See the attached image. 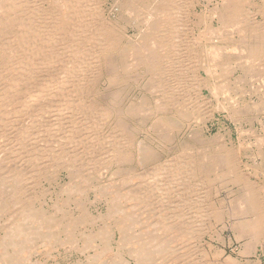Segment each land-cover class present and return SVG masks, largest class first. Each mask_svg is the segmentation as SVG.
Returning a JSON list of instances; mask_svg holds the SVG:
<instances>
[{
	"label": "rangeland",
	"instance_id": "1",
	"mask_svg": "<svg viewBox=\"0 0 264 264\" xmlns=\"http://www.w3.org/2000/svg\"><path fill=\"white\" fill-rule=\"evenodd\" d=\"M258 0H256V3H257ZM101 2V3H100ZM218 2L219 0H200L199 4H198V9L199 11L203 10L206 5L208 6V10H211L212 8L218 6ZM104 3V4H103ZM110 3V4H109ZM2 3H0L1 5ZM98 6H97V9L98 10H102L101 11H98V12H101V15H99V19H102L101 17H103L104 15V19H102V21H106L107 24L109 25H116V27L119 29L120 32H125L124 34L126 35L127 38H129L130 41H133L136 42L138 40V34H137V28L134 27L133 23H129L127 22L125 19H119L120 20V23L119 21L117 20V18L114 16L115 14V10L117 8H115V6H111L112 5V0H102V1H99L98 3ZM102 4V6H101ZM106 4V5H105ZM217 4V5H216ZM255 4V3H254ZM204 8H203V6ZM101 6V7H99ZM105 6V7H103ZM111 6V7H110ZM200 6V7H199ZM103 7V8H102ZM210 7V8H209ZM0 8H2L0 6ZM111 10H110V9ZM115 8V9H114ZM18 9V8H16ZM106 10H108L106 12ZM110 10V11H109ZM252 10V9H251ZM250 10V11H251ZM1 11V9H0ZM105 13H104V12ZM16 12H18V10H16ZM252 13L254 12H249V15H251ZM12 14V15H11ZM9 15V17L11 19H13V17L17 16L18 14L16 13H11ZM100 14V13H98ZM103 14V15H102ZM112 14V15H110ZM208 15L211 14V12H207ZM108 15V16H107ZM1 16L4 17V14L2 15V13L0 12V22H3L1 19ZM13 16V17H12ZM101 16V17H100ZM14 17V18H15ZM19 18V15L16 17V19L18 20ZM109 18V19H108ZM258 18V16H257ZM111 19V21H110ZM114 20V21H113ZM116 22V23H115ZM124 22V23H123ZM125 22L127 24H125ZM16 23V22H15ZM112 23V24H111ZM2 24V23H1ZM0 24V29H2V25ZM130 24V25H129ZM17 25H18V22L14 25V26H10L9 29L11 31H9V29H7V34L5 36V39L4 36L3 38L1 37L0 35V39H2L0 41V57H1V54L2 51H5L6 55L3 54V57L6 56L5 58H3L2 61L0 59V101H1V106H0V117L2 116V113L4 111V108H5V105H7V102L5 101V98L4 95L6 96L7 93L10 91V94L8 93L7 97H19L21 94L24 96L22 97H19L21 98V101L24 103V101H27V97H25L27 95L28 92L26 91H29V90H23L22 88H19L20 86L22 87V85H24L25 83H23L22 81H26L27 85H26V89H31L29 92H31L32 90L35 92V91H38L35 89L36 85L38 83H40V79H42V73H40L39 71V68L40 69H43V68H49V70H51V77L49 79H51V81L49 82H59V81H62V77L65 72H62V71H65V69H63L62 67H66V56L65 57H58L57 59H55L54 61L52 60L50 63L47 64V60L44 58V56H42L44 50H46L48 46V44H45L42 42H32L33 39H32V36L29 34V38L27 36L26 39H30V44L34 43V44H40L41 45H36V49H38V52L39 53V60H37L38 58L34 55V50H32L30 53L26 54L25 51L23 50L24 49V41L23 40H20L21 43L19 42V35L17 34L19 32V29L17 28ZM120 25V26H119ZM123 26V27H121ZM14 27H15V30H14ZM14 30V31H13ZM1 32V30H0ZM13 34H11V33ZM227 33V32H226ZM15 34V35H14ZM14 35V36H12ZM18 36V37H17ZM9 37L10 39L12 40V38L14 39V41L12 40H9ZM12 37V38H11ZM6 41H5V40ZM18 40V41H17ZM197 40V39H196ZM5 41V42H4ZM11 41V42H10ZM17 42V43H16ZM32 42V43H31ZM200 44L198 43H195V45H197L196 47V50H198L200 47L203 48V43L202 41H199ZM5 43V46H3ZM14 43V44H12ZM72 43H75V45L72 47ZM137 43V42H136ZM135 43V44H136ZM17 44V45H16ZM21 44H22V48H21ZM45 44V45H44ZM79 44V45H77ZM91 44H93V42L91 41ZM91 44H89L88 46L89 47H93ZM8 47H7V46ZM13 45V46H12ZM15 45V47H14ZM70 45L72 48L75 49V47H77L78 49H80L79 51L81 53H84L85 54V50L86 48L88 47L86 44H81V43H77V42H70ZM83 45V46H82ZM94 45V44H93ZM201 45V46H200ZM34 46V45H33ZM43 46V47H42ZM82 46V47H81ZM86 46V47H84ZM4 47V48H3ZM17 47V48H16ZM38 47V48H37ZM81 47V48H79ZM95 47V46H94ZM6 48V49H5ZM8 48V49H7ZM10 48V49H9ZM22 50H20V49ZM35 48V47H34ZM42 48V49H41ZM54 48V54H56V52L58 51L57 47H53ZM76 48V49H77ZM85 50H84V49ZM133 48V47H132ZM231 47H227L226 51L223 53L224 57H227L228 58L230 56V58L228 59H231L236 55H234V53L232 54L231 52ZM4 49V50H3ZM57 49V50H56ZM134 50H138L136 48V46L133 48ZM42 50V51H40ZM15 51V53H14ZM12 52V53H10ZM23 52V53H22ZM130 52V51H129ZM141 52V53H140ZM231 52V53H230ZM7 53H10V54H7ZM146 52H142L141 50H139L138 53H134V55H129L128 54V57H124L121 56H118V55H114V46H113V50L111 48V51L109 52L108 57H106L105 55H98V57H100V59H102V61H99V64H102V66L100 65V68L95 71L96 74L94 73V76L91 78V79H88V81L90 82H87L86 85V89L84 90H81L80 93L79 90L76 92L78 94H80V97L78 95V98L76 99V95L77 94H74L75 97H74V102H60L63 100V96H61L62 92L60 90H58V95L61 97L59 98L57 94V92L55 91L53 93V96L50 95L47 99H44L45 97L43 96V93L42 92H38V94L35 95V93L32 91V94H33V97H34V100L32 102V105L33 107L31 108L30 106H28L27 108H25L24 106V110H23V107L20 109L18 108V111L19 110H23L25 113H26V110H30L28 111L27 114H25L23 111L21 112H18V117L17 119H15L16 123H13L15 126V129L12 128V124L11 123H8L7 121H1L0 120V125H3V127L1 126L0 129H2V132L0 130V202L3 203L1 205L0 203V236H2L5 231L8 230V228L10 227L11 223L16 219L17 215H15V212L16 214L20 211L21 207L19 206V202H17V200L14 199L13 195H12V191L14 189H17V188H21V183L23 184V187L25 188L24 190V195H26L24 198L26 200H31V202H33L32 204L34 206H37V207H40L42 209H44L45 211L47 210H52L55 212H57V215L61 214V211L63 209H65L66 212H69V214L71 215H75L76 214V208H75V202L77 201H80L84 204V209L86 211H88L90 213V215L92 216H103V217H108L107 215V209L109 204H113L115 201H113L112 199V196H125L123 198H120L119 199V203L121 205V207H124L126 210H128L129 212L132 213L133 215V219L136 218L138 219V221L135 223L136 225H132V230L134 229L135 231L130 232L133 234V235H137V234H140V232H142L141 234L144 236L148 235V234H151L153 233V231H158L156 230L160 224L162 222H165V216L166 218L168 219H172V214H170V212H173L174 209H171L170 212H166V211H163V208L162 206L159 204V201L158 200L160 198V194L155 190V191H150V189L146 186L150 185L148 183H146V180H147V176L148 175H151L153 173V171L157 168V165L156 164H159L160 162L165 164L166 166H173L176 170L177 173L181 174L182 177H184V180L183 181V178H182V182L183 184L185 183L187 187V192H186V195L185 196L184 194H180V190L178 191L177 189H171L169 192L170 195H171V198L169 199L172 203H171V206L174 207L175 203L174 201L177 200V197L178 195L179 196V200H182L183 197L188 199L187 201L183 200L184 202L182 203L183 205V208L187 211L186 213H183V211L185 212V210H180L181 209V206L179 207L178 203L175 205L176 208H177V211H179L178 213L182 212L181 215H187L186 217L185 216H181L179 219V221L181 223H183V221L185 222L184 224L188 225L192 219L190 217H193L194 221H193V224L192 225H189L190 229L192 231H195L197 230L196 232H198V234H201L200 235V239L202 242H204L205 240V244L206 243H209L210 245V249L212 250V252L210 251L209 253V256L211 258V261H213V263L215 264H220V263H224V260H229V264H232L230 262H234L233 264H264V244L262 245V242L263 240H261L262 242H260V244L255 241L251 246L248 247V245H246L249 240V238L251 236H249V233H238V231L236 230V226H235V218L237 217H231L229 216V211L231 210V207H230V203L231 200H235L238 198L240 200H242L241 197H243V192L244 190L241 191V189H243V187L236 183H232V182H229V181H225L222 183L221 179H219L220 177L223 178L224 175H219L220 172L221 174H223L224 172H228L226 171L227 168H226V165L223 163V160L221 159L222 156L226 153V151H229L231 149H233L232 152H234V155H237L238 153L241 155H237V156H234V158H237V160H240V161H236V164H237V167L239 168L238 170H240L244 175L245 178H248L249 181H255L257 183H262L264 182V171H262L264 169L263 165H264V114L262 113L263 112V109H264V58L263 55L258 58V60L256 61V70H254V72L257 71V73H255L249 81H244L245 84L243 85H240L239 86V89L240 90H243V93H241L243 96H244V101H246L247 103H250V104H253V103H258L259 106H258V109H254V110H251L249 112V110L247 108H238V110L236 109L235 112H228V111H225L226 109H223L221 108V105H223L224 103H226V101H224V96L223 95H215L214 97V94H211L208 90L207 87H202V88H198L196 86V88H194L195 84L194 82H190V86L188 82H186V86H185V89L188 88V90H186L185 92L183 93H173V96L172 94H168V96L171 98V106H172V109L170 110H166L163 106H164V103L160 102L159 100V97L161 96L160 92V88L157 87V75L159 74L158 71H156L157 69H154V68H147L145 67L144 68V65L147 63V59H143V57H141L142 55ZM228 53L230 55H228ZM23 54V55H22ZM27 55L28 59L26 56ZM31 54V55H30ZM41 54V56H40ZM52 54V56H55L57 57L58 55H54ZM226 54V55H225ZM16 55H20L19 57L18 56H15ZM22 55V56H21ZM8 56V57H7ZM131 56H134V57H131ZM137 56V57H135ZM12 57H15L14 59ZM23 57V58H21ZM12 58V59H11ZM20 58V59H19ZM37 58V59H35ZM107 58L108 61H107ZM11 59V60H10ZM27 61H26V60ZM33 59V60H32ZM35 59V60H34ZM64 61H63V60ZM18 60V61H17ZM23 60V61H22ZM32 60L33 62H36L35 64L30 61ZM40 63V64H37V61ZM41 60V61H40ZM44 60V66L42 65V61ZM61 60V61H60ZM130 60V61H129ZM133 60V61H132ZM13 61V62H11ZM56 61V62H55ZM107 61V62H106ZM119 61V62H118ZM128 61V63H127ZM132 61V62H131ZM143 61L145 62V64H142ZM156 61V60H155ZM12 63V69L10 70V67L9 63ZM60 62V63H59ZM63 62V63H62ZM105 62V63H104ZM110 62L111 67L108 63ZM120 64H118V63ZM123 64H122V63ZM135 62V63H134ZM8 63V64H6ZM23 63V64H21ZM34 65H33V64ZM52 63L54 65H52ZM56 63V64H55ZM106 63L108 65H106ZM117 63V64H116ZM157 63V62H156ZM199 62H197L198 64ZM259 63V64H258ZM6 64V67H4ZM27 64L28 67H26L25 65ZM46 64V66H45ZM78 64V63H76ZM75 64V66H77ZM125 64V67H124V71H123V67L121 68V66L123 65L124 66ZM132 64V65H131ZM204 64L201 62V65ZM258 64V65H257ZM4 65V66H2ZM19 65V66H18ZM40 65V66H39ZM59 66V67H56V66ZM105 65V66H104ZM118 65V66H116ZM129 67H127V66ZM200 65V63L198 64V66ZM200 65V66H201ZM8 66V68H7ZM16 66V67H14ZM21 66V67H20ZM50 66V67H49ZM55 66V67H54ZM79 66V65H78ZM77 66V67H78ZM109 66V67H108ZM139 66V67H138ZM4 67V68H3ZM18 67V68H17ZM26 69H25V68ZM33 67V68H31ZM53 67V69H51ZM118 68V71H117V68ZM120 67V68H119ZM132 67V68H131ZM136 67V68H134ZM259 67V68H258ZM28 68V69H27ZM102 68V69H101ZM112 68V69H111ZM114 68L116 70H114ZM128 68V69H127ZM138 68V69H137ZM203 66L199 67L198 70H196V73L199 75H197V77L200 79L202 78L201 75L204 73V68ZM7 69V70H6ZM21 69V70H20ZM37 69V70H36ZM58 69V70H57ZM129 69H132L131 71ZM135 69V70H134ZM142 69V70H140ZM154 69V70H153ZM8 70H9V73H8ZM24 70V71H23ZM31 70V71H30ZM32 70L34 73H32ZM55 70V71H54ZM94 71L92 69H88L87 72H85V74H83V76H85L86 74H88L89 72L88 71ZM113 70V71H112ZM128 70V71H126ZM140 70V72H139ZM238 75L241 73L242 74V70L241 69H234ZM238 70V71H237ZM5 71V72H4ZM15 71V72H12ZM20 71H22L20 73ZM25 71H27V73L30 71L31 72V76L28 80H25V76H23V74L25 75ZM104 73H101L103 72ZM111 71V72H110ZM121 71V73L119 72ZM123 71V72H122ZM241 71V72H239ZM260 71V72H259ZM11 72V73H10ZM59 72V73H57ZM62 72V73H61ZM113 74V75H111ZM113 72V73H112ZM114 72L118 73L117 75H119V77H115V79H113L114 77ZM125 72V73H124ZM136 72V73H135ZM144 72V73H143ZM232 72V71H231ZM19 75H17V74ZM37 73V74H36ZM76 75L80 74L77 72H74ZM106 73H108L109 75L111 76H108V74L106 75ZM123 73V75H122ZM142 73V74H141ZM147 73V74H146ZM158 73V74H157ZM194 72V74H196ZM201 73V74H200ZM236 73L232 74V73H229V72H226V77H228V80L233 79V76L236 75L238 76ZM2 74L4 76H2ZM6 74V75H5ZM21 74L23 77H21ZM36 74V75H35ZM41 74V75H40ZM54 74H56L55 76V79L53 78ZM98 74L99 77H98ZM121 74V75H120ZM127 74V75H126ZM146 74V75H145ZM149 74V75H148ZM157 74V75H155ZM240 74V75H241ZM262 74V75H261ZM33 75V76H32ZM59 75H62L60 76L59 78L60 79H56L58 78ZM65 75V74H64ZM105 75V76H104ZM137 75V76H136ZM139 75V76H138ZM141 75V76H140ZM145 75V76H144ZM155 75V76H154ZM229 75V76H228ZM231 75V77H230ZM259 75V77H257ZM7 76V77H6ZM9 76V77H8ZM39 76L40 79L37 77ZM101 76V77H100ZM125 76V77H124ZM133 76V77H132ZM154 76V78H153ZM4 80H3V78ZM18 77V78H16ZM33 77V78H32ZM127 77V78H126ZM146 77V78H145ZM257 77V78H256ZM16 78V79H15ZM21 78V79H20ZM24 78V79H22ZM35 78V79H34ZM118 78V79H117ZM254 78V79H252ZM11 79V80H10ZM13 79V80H12ZM39 79L38 83L37 80ZM48 79V80H49ZM78 79V78H76ZM98 79V80H97ZM130 79V80H129ZM134 79V80H133ZM198 79V80H199ZM262 79V80H261ZM21 80V81H20ZM34 80V81H33ZM93 80V81H92ZM117 80V82H116ZM119 80V81H118ZM132 80V81H131ZM144 80V81H143ZM146 80V81H145ZM153 80V81H152ZM217 80V79H216ZM8 81V82H7ZM20 81V82H19ZM30 81L31 84L34 83L33 85L30 84ZM87 81V80H86ZM110 81V82H109ZM112 81V82H111ZM140 81V82H139ZM148 81V82H147ZM4 85H3V83ZM16 82V83H15ZM18 82V83H17ZM22 82V84H21ZM55 82V83H56ZM134 82V83H133ZM250 82L251 85H250ZM254 82V83H253ZM7 83H8V86H7ZM96 83V84H95ZM133 83V84H132ZM136 83V84H135ZM141 85H139V84ZM145 85H144V84ZM150 83V84H149ZM154 83V85H153ZM192 83V84H191ZM248 83V84H247ZM18 84V85H16ZM30 84V85H29ZM115 84V85H114ZM122 84V85H121ZM146 84H149L146 85ZM152 84V86H151ZM254 84L256 86H254ZM263 84V85H261ZM3 85V86H2ZM89 85V86H88ZM93 85V86H92ZM114 85V86H113ZM127 85V86H126ZM131 85V86H130ZM189 85V86H187ZM248 85V86H246ZM7 86V87H6ZM12 86V87H11ZM31 86V87H30ZM94 86H96L97 88H95ZM113 88H112V87ZM258 86V89L257 90V87ZM10 87V88H9ZM30 87V88H29ZM34 87V88H33ZM64 89H66V85L64 86ZM121 87H123L121 89ZM148 87V88H147ZM252 87V88H251ZM2 88V89H1ZM12 88V89H11ZM33 88V89H32ZM94 91H93V89ZM118 88V89H117ZM144 88V89H143ZM245 88V89H244ZM97 89V90H95ZM121 89V90H120ZM124 89V90H123ZM159 89V90H158ZM193 89V90H192ZM196 89V90H195ZM250 89V90H249ZM13 92H12V91ZM15 90H20L19 92L15 91ZM86 90V91H85ZM89 90V92H88ZM123 90V91H122ZM128 90V91H127ZM141 90V91H140ZM145 90V91H144ZM190 90V91H189ZM200 90V92H198ZM144 91V92H143ZM150 92V93H147V92ZM193 91V92H192ZM197 91V92H196ZM202 91V93H201ZM208 91V93H207ZM251 91V93H250ZM256 91V92H255ZM258 91V93H257ZM2 92V93H1ZM6 92V93H5ZM22 92V93H20ZM101 92V93H100ZM107 92V93H106ZM122 92V93H121ZM143 92V93H142ZM192 92V93H191ZM196 92V93H195ZM249 92V93H248ZM255 95H253L254 93ZM20 95H19V94ZM25 93V94H24ZM85 95H84V94ZM94 93V94H93ZM103 93V94H102ZM117 95H116V94ZM141 93V95H140ZM145 93V94H144ZM160 93V94H159ZM195 93V94H193ZM207 93V94H206ZM3 94V95H2ZM55 94V95H54ZM67 94L68 96V93H65V95ZM83 94V96L81 95ZM87 94V95H86ZM107 94V95H105ZM119 94V95H118ZM143 94V95H142ZM147 94V95H146ZM198 94V95H197ZM209 94V95H208ZM241 94L239 95H235V96H241ZM245 94V95H244ZM251 94V95H250ZM63 95V94H62ZM92 95V96H91ZM109 95V96H108ZM112 95V97H110ZM116 95V96H115ZM128 95V96H127ZM160 95V96H159ZM194 95H197L194 96ZM202 95V96H201ZM248 95V96H247ZM260 95V96H259ZM41 98H40V97ZM52 96V97H51ZM88 96V97H87ZM115 96V97H114ZM119 96L121 98H119ZM140 96L142 98H140ZM182 96V97H181ZM188 96V97H187ZM200 96V97H199ZM206 96V97H205ZM212 96V97H211ZM218 96V97H217ZM2 97L4 98L2 100ZM37 97V98H35ZM82 97H83V100H82ZM86 97V98H85ZM93 97V98H92ZM100 99H99V98ZM107 97V99H106ZM111 98V99H108V98ZM144 97V98H143ZM199 97V98H198ZM204 97V98H203ZM217 97V98H216ZM242 97V96H241ZM249 97V98H248ZM98 100H96V99ZM114 98V99H113ZM138 98V99H137ZM140 98V100H139ZM151 98V99H150ZM185 98V99H183ZM191 98H196V99H200V104H195L194 102L188 103V99L190 100ZM205 98H209V99H205ZM211 98V99H210ZM260 98V99H258ZM263 98V99H262ZM24 99V101H23ZM36 99V100H35ZM38 99V100H37ZM41 99V101H40ZM59 99H61L59 101ZM93 99V100H92ZM119 99V101H118ZM121 99H123L121 101ZM138 101H137V100ZM142 99V100H141ZM146 100V102L144 100ZM185 101H183V100ZM187 99V100H186ZM201 99L203 101H201ZM240 99V98H238ZM55 100H57L55 102ZM80 103H78L77 102ZM81 100V101H80ZM88 100V102H87ZM90 100V101H89ZM102 100V101H101ZM135 100V101H134ZM180 100V101H179ZM182 100V102H181ZM241 100V99H240ZM253 100V101H252ZM259 102H258V101ZM263 103H262V101ZM6 102V104L4 102ZM84 101V102H82ZM97 103H96V102ZM107 101V102H106ZM114 103H113V102ZM134 101V102H133ZM39 102V103H38ZM43 102V103H42ZM56 105H55V103ZM77 102V103H75ZM81 102L83 103V106L81 105ZM90 102V103H89ZM109 102H111L112 104H110ZM116 102V103H115ZM126 102V103H125ZM133 102V104H132ZM149 102V103H148ZM165 102V101H164ZM173 102V103H172ZM185 102L186 105H189L186 106L185 104H183ZM206 102V103H205ZM219 104H218V103ZM252 102V103H251ZM21 103V104H23ZM54 103V104H53ZM61 103V104H60ZM85 103V104H84ZM95 103V104H94ZM110 104L111 109L109 107ZM121 103V104H120ZM130 105H129V104ZM137 105H136V104ZM169 103V102H168ZM216 103L217 105H219V108L217 109H211V112L209 111V113L211 114L210 117H208L207 119V124H205V122L202 124V122L199 120L204 111L206 112L205 109H208L209 107H213L214 105L216 106ZM3 104V105H2ZM5 104V105H4ZM41 104L40 106L38 107H35L37 105ZM45 104L46 105H54L57 107L58 106H63L66 108V110L60 114L66 116V115H69L70 113H74L73 115V123L72 125H68L70 124L68 122V120L65 118L63 119V117L60 115L58 116H52L53 114V110L51 109H47V107H45ZM67 104L69 105H72L71 107L74 109L72 111V108L71 107H67ZM76 104V105H75ZM93 106H91V105ZM106 105V108L104 107ZM117 104V105H116ZM157 104V105H156ZM212 104V105H211ZM19 104H15L14 106L17 107ZM35 105V106H34ZM79 105V106H78ZM89 105V107H88ZM102 105V106H101ZM116 105V106H115ZM126 105V106H125ZM134 105V106H133ZM136 105V106H135ZM143 105V106H142ZM149 105V106H148ZM177 105V106H175ZM195 105V106H193ZM12 106V105H11ZM76 106V108H75ZM101 108L99 110V108ZM124 106L127 107L125 109H129V110H124ZM146 106V107H145ZM153 106V107H152ZM185 106V107H184ZM262 106V107H261ZM41 107V108H39ZM45 107L44 109H46L44 111L41 112L42 108ZM50 107V106H49ZM81 107V108H80ZM88 107V108H87ZM95 107V108H94ZM123 107V109H122ZM140 107H142L140 109ZM144 107V108H143ZM153 109H152V108ZM179 107V108H178ZM194 107V108H193ZM260 107V108H259ZM11 113H15L14 111V108L11 107ZM37 108V109H36ZM85 108V109H84ZM105 110H104V109ZM157 108V109H156ZM162 108V109H161ZM185 108V109H184ZM210 108L208 110H210ZM68 109H71V110H68ZM87 109V110H86ZM94 109V110H92ZM112 111H111V110ZM122 109V111H121ZM133 109V110H132ZM140 109V110H139ZM144 109V110H143ZM151 109V110H150ZM180 109V111H178ZM199 109V110H198ZM240 109V110H239ZM261 109V110H259ZM2 110V111H1ZM68 110V112H66ZM75 110H77L76 112H74ZM80 110V112H79ZM86 110V111H85ZM91 110V111H90ZM111 113H110V111ZM116 110H119L118 112ZM137 110V111H136ZM154 110V111H153ZM173 110V111H172ZM175 110V111H174ZM183 110V111H182ZM216 110V111H215ZM222 110V111H221ZM244 110V111H243ZM246 110V111H245ZM257 110V111H256ZM260 113H259V111ZM33 111V112H32ZM49 113H48V112ZM85 111V112H84ZM88 111H90L88 113ZM103 111L105 112V114L103 113ZM134 111V112H133ZM170 114H169V112ZM214 111V112H212ZM221 111V112H220ZM240 111V112H238ZM44 112V113H43ZM51 112V113H50ZM81 112L83 114H81ZM94 112V113H93ZM97 112V113H96ZM100 112V113H99ZM122 112V113H121ZM126 114H125V113ZM133 112V113H132ZM163 112V113H162ZM203 112V113H202ZM256 112V113H254ZM42 113V114H41ZM66 113V114H65ZM69 113V114H68ZM92 113V115L90 114ZM112 115L110 116L109 115ZM131 115H130V114ZM146 113V114H144ZM154 113V114H153ZM160 113V114H159ZM165 113V114H164ZM172 113H177V114H173L171 115ZM186 113H188L189 115L187 116ZM195 113V115H194ZM248 113V114H247ZM24 114H25V117H24ZM36 114V116H34ZM41 114V116H40ZM94 114V115H93ZM96 114V115H95ZM102 114V115H101ZM125 114V115H124ZM153 114V115H152ZM156 114V115H155ZM159 114V115H158ZM166 114H169V115H166ZM198 114V115H196ZM200 114V115H199ZM213 114V115H212ZM230 114V115H228ZM242 114V115H241ZM245 116H244V115ZM27 115H30L31 117H28ZM77 115V116H75ZM83 115V116H82ZM86 115V116H85ZM91 115V116H90ZM115 115H120V120L119 117L115 116ZM178 115V116H177ZM194 115V116H193ZM228 115V116H227ZM236 115V117H235ZM241 115V116H240ZM247 115V116H246ZM250 115V116H249ZM21 116V117H20ZM34 116V117H33ZM39 116H40V119H39ZM87 118H85V117ZM88 116L90 118H93V119H89ZM97 116V117H95ZM125 116V118L123 117ZM127 116V117H126ZM153 116H162L161 118H163L166 122H170V121H173V122H170L171 123V126L173 127L172 129L169 128L168 126L164 125V123H162L161 121L155 123L153 121ZM167 116V117H166ZM171 116V118L175 119L172 120L171 118H169ZM192 118H191V117ZM24 117V118H23ZM56 117V118H55ZM78 117L79 120H76ZM112 117V118H111ZM114 117V119H113ZM116 117V118H115ZM131 117V118H130ZM132 117L133 119L135 120V123H133L132 121ZM138 117V118H136ZM152 117V118H151ZM165 117L167 119H165ZM175 117V118H174ZM178 117V118H177ZM181 117V118H180ZM186 117V119H185ZM231 117V118H230ZM233 117V118H232ZM247 117V118H246ZM31 118V120H30ZM47 118V119H46ZM63 120H62V119ZM75 118V119H74ZM83 121H80L81 119ZM85 118V119H84ZM98 120H97V119ZM149 118V119H148ZM246 120H245V119ZM24 119V120H22ZM28 119V120H27ZM57 120V122L55 120ZM61 121H60V120ZM99 119H102L99 121ZM125 121H124V120ZM128 119V120H127ZM137 119V120H136ZM151 119V120H150ZM178 119V120H176ZM179 119H181L179 121ZM242 119V120H241ZM40 122H43L41 124H43L41 127H40ZM47 120V121H46ZM49 120V121H48ZM85 120H88V122H84ZM148 120V121H147ZM245 122H244V121ZM20 121H22V126H24V129L21 128L19 125ZM27 123H26V122ZM30 121V123H29ZM31 121H33L31 123ZM35 121V122H34ZM37 121V122H36ZM48 123H46V122ZM51 121V122H50ZM56 123L55 125L53 124V122ZM79 121V122H78ZM96 121V122H95ZM98 121V122H97ZM119 123H118V122ZM123 121V122H122ZM132 121V122H131ZM138 123H137V122ZM153 121V122H152ZM177 121V122H176ZM182 121V122H181ZM237 121V122H235ZM7 122V123H6ZM25 122V123H24ZM62 122V123H61ZM74 122L76 124H74ZM78 122V123H77ZM94 123V126L92 125ZM103 122V123H102ZM177 124H176V123ZM199 122V124H198ZM240 122V123H239ZM247 122V123H246ZM5 123V124H4ZM46 123V126H44ZM64 123V124H63ZM67 124V127L68 126H71L73 129L72 130H68V128L65 126ZM86 123L88 124V127L91 128V127H94V128H91V129H99L97 130L98 133H100L102 135V139H100L98 141V143H94V139L92 137H90V134H89V131L87 129H84L83 128V125ZM99 124V125H96V124ZM108 123V124H107ZM122 123V124H121ZM133 123V124H132ZM142 125H141V124ZM201 123V124H200ZM239 123V124H237ZM8 124V125H7ZM56 127H53V125ZM61 124V126H59ZM78 124V125H77ZM83 124V125H82ZM90 124V125H89ZM119 124V125H118ZM139 124V125H138ZM145 124V125H144ZM174 124V125H173ZM179 124V125H178ZM181 124V126H180ZM255 124V125H254ZM12 127H11V126ZM34 125V127H32ZM82 125V126H81ZM96 125V127H95ZM102 125V126H101ZM122 125V126H121ZM134 125V126H133ZM154 125V126H153ZM157 125V127H156ZM176 125V126H175ZM178 125V126H177ZM222 125V126H221ZM241 125V126H240ZM251 125V126H250ZM6 126V127H4ZM10 126V127H9ZM19 126V128H18ZM37 126V127H35ZM59 126V127H57ZM65 126V127H63ZM101 126V128L99 127ZM114 126V127H113ZM129 126H131L130 128H128ZM152 126V127H151ZM175 126V127H174ZM202 126V128H201ZM208 129H207V127ZM218 126V127H217ZM10 130V132L6 131V129ZM30 127V128H29ZM39 127V128H38ZM63 127V128H62ZM109 127V128H108ZM138 129H137V128ZM198 128L196 130V128ZM239 127V128H238ZM241 127V128H240ZM252 127L255 128L253 129V131L250 129ZM28 128V129H27ZM37 130H36V129ZM61 128V130H60ZM76 128V129H74ZM104 128V129H103ZM122 128V129H121ZM140 128V129H139ZM144 128V129H143ZM195 128V129H194ZM22 129V130H20ZM39 129L42 130L39 132ZM46 130V133L45 130ZM52 129V130H51ZM67 129V130H66ZM101 129V130H100ZM129 129V130H128ZM131 129V130H130ZM176 129V131H175ZM200 129V130H199ZM207 129V130H206ZM12 130H20L22 133L23 132H30V134L28 135V133H23L21 135H19L21 138H23V140L17 142V141H12V138H13V134H11V131ZM26 130V131H25ZM52 132H50V131ZM57 130V131H56ZM75 130V131H74ZM134 130V131H133ZM196 130V131H195ZM242 130V131H241ZM65 131V132H64ZM71 131V135L67 132H70ZM117 131L116 135H114V142L115 143H111L109 141V139L111 138L112 140V135L115 134L114 132ZM158 131V132H157ZM174 131V132H173ZM198 131V132H197ZM202 131V132H201ZM4 132V133H3ZM6 132H7V135H6ZM36 132V133H35ZM59 134H57V133ZM77 132V133H76ZM87 132V133H86ZM121 132V134H120ZM172 134H171V133ZM193 132V133H192ZM2 133V134H1ZM9 133V135H8ZM53 133V134H52ZM56 133V134H55ZM63 133V134H62ZM74 133V134H73ZM82 133V134H81ZM86 133V134H85ZM113 133V134H112ZM159 135H158V134ZM176 133V134H175ZM201 136L199 137L198 134ZM202 133V134H201ZM205 133V134H204ZM5 134V136H4ZM25 134V136H23ZM52 134V135H51ZM56 136H55V135ZM62 134V135H61ZM69 134V135H68ZM79 134V135H78ZM89 134V135H88ZM121 135V138L124 139V141H126L125 145L123 144V153L125 154V157L124 158H121L120 155H124L120 152V141L118 139L121 140L120 138V135ZM156 136H155V135ZM174 134V135H173ZM191 134V135H189ZM219 135L220 137H216V135ZM255 134V135H254ZM45 135V136H44ZM65 135L67 136H73V139L72 138H67ZM78 135V136H77ZM82 135V136H81ZM108 135V136H107ZM195 135V136H194ZM197 135V137H196ZM204 135V136H203ZM213 135V136H212ZM39 136V137H38ZM47 136V137H46ZM118 136V137H117ZM123 136V137H122ZM206 136V138H205ZM212 136V137H211ZM11 137V138H9ZM44 137V139H43ZM54 137V138H53ZM66 137V138H65ZM80 139H79V138ZM89 137V138H88ZM105 137V138H104ZM191 137V138H190ZM196 137V138H195ZM203 137V138H202ZM210 137V138H209ZM26 138V139H24ZM91 138V139H90ZM145 138V139H144ZM188 139L185 140V139ZM205 138V139H204ZM228 138V139H227ZM248 138V139H247ZM7 139V140H6ZM30 141H29V140ZM33 139V140H31ZM47 139V140H46ZM71 139V141H70ZM127 139V140H126ZM191 139V140H190ZM201 139H203L201 141ZM221 139V140H219ZM232 139V140H231ZM26 140V141H24ZM54 140V141H53ZM63 140V141H62ZM67 140V141H66ZM76 140V141H75ZM161 140V141H160ZM206 142H205V141ZM261 140V141H260ZM3 141V142H2ZM24 141V142H23ZM45 141V142H44ZM47 141V142H46ZM66 141V142H65ZM78 141V142H77ZM133 141V143H132ZM179 141H180V144H179ZM216 141H220V143H218L219 145L217 146V144L215 143ZM228 141V142H227ZM256 141V142H255ZM259 141V142H258ZM84 142V143H83ZM106 142V143H105ZM135 142V143H134ZM174 142V143H173ZM176 142V143H175ZM184 142H185V145H184ZM188 142V143H187ZM194 142V143H192ZM211 142V144H210ZM214 142V143H213ZM223 142V143H222ZM240 142V143H239ZM21 143V144H20ZM86 143V144H85ZM110 143V144H109ZM120 144V145H117ZM137 143V144H136ZM171 143V144H170ZM205 143V145H203ZM241 145H239V144ZM28 144V145H27ZM59 144V145H58ZM66 144V145H65ZM83 144V145H81ZM162 144V145H161ZM169 144V145H167ZM177 144V145H176ZM188 144V145H187ZM196 144V145H195ZM209 144V145H208ZM216 144V145H215ZM226 144V145H224ZM6 145V146H5ZM16 145V146H14ZM22 145V146H20ZM26 145V146H25ZM30 145V146H29ZM40 145V146H39ZM80 145V146H79ZM92 145V146H91ZM96 145V146H95ZM143 145V146H142ZM199 147H198V146ZM202 145V146H201ZM237 145V146H236ZM25 146V147H24ZM47 148H46V147ZM51 148H50V147ZM87 146V147H86ZM89 146V147H88ZM102 146V147H101ZM115 146V148H114ZM119 147L118 149H116L117 147ZM167 146V147H166ZM175 146V147H174ZM199 148H197V147ZM221 148H220V147ZM224 146V147H222ZM258 146V147H257ZM5 147V148H4ZM35 149H34V148ZM113 147V148H112ZM165 147V148H164ZM178 147H180L178 149ZM207 148V150L204 148V151L201 149V148ZM213 147V148H212ZM228 148V149H225ZM233 147V148H232ZM236 147L238 148V153L236 151ZM241 147V148H239ZM251 147V148H249ZM28 148H31L28 150ZM64 148V149H63ZM78 148H81V149H78ZM101 148V149H100ZM126 148V149H125ZM129 148V150L127 149ZM146 148V150H144ZM188 148V149H187ZM211 148V149H210ZM243 148V149H242ZM257 148V149H256ZM261 151H260V149ZM18 149V151H17ZM27 149V150H25ZM46 149V150H45ZM92 149V150H91ZM94 149V150H93ZM109 149V150H108ZM114 149V151H113ZM116 149V150H115ZM173 149V151L171 150ZM181 149V150H180ZM201 149V151H200ZM209 149V150H208ZM213 149V150H212ZM219 149V150H218ZM222 149L225 151H222ZM240 149H242V151H240ZM249 149V150H248ZM40 150V151H39ZM56 150V152L54 151ZM68 150V151H67ZM89 150V151H88ZM111 150V152H110ZM126 150V151H125ZM156 150V151H155ZM178 150V151H177ZM211 150V151H210ZM247 150V151H246ZM253 150V151H252ZM24 151V152H23ZM48 151V152H46ZM51 151V152H50ZM92 151V152H91ZM139 153H141L142 155L143 154H146L147 152H153L152 153V158L155 159V163L152 160H150V164H145V165H141L138 163V155ZM176 151V152H175ZM181 151V152H180ZM206 151H208L206 153ZM215 151V152H214ZM218 151V152H217ZM236 151V152H235ZM245 151V152H244ZM250 153H249V152ZM42 152V153H41ZM203 152H205L206 154H204ZM210 152V156L208 157V154ZM220 152V153H219ZM248 152V153H246ZM252 152V153H251ZM5 153V154H4ZM9 155H8V154ZM18 155H17V154ZM32 153V154H30ZM76 153V154H75ZM84 153V154H83ZM118 153V154H117ZM127 153V154H126ZM135 153V154H134ZM156 153V154H155ZM201 153V154H199ZM236 153V154H235ZM29 154V155H27ZM47 154V156H46ZM49 154V155H48ZM62 154V155H61ZM129 154V155H128ZM134 154V155H132ZM154 154H155V157H154ZM194 154V156H193ZM199 154V155H198ZM247 154V155H246ZM258 154V155H257ZM30 155H32L30 157ZM214 155V157H212ZM218 155V156H217ZM221 155V156H220ZM255 155V156H254ZM11 156V158L9 157ZM26 156V157H25ZM36 156V158L34 157ZM41 156V158L39 157ZM170 156V157H169ZM194 158H193V157ZM254 156V157H253ZM7 157H9L7 159ZM21 157V158H20ZM28 157V158H27ZM134 157V159H132ZM138 157V158H136ZM157 157V158H156ZM191 157V159H190ZM36 160H34V159ZM77 158V159H76ZM86 158V159H85ZM90 160H89V159ZM120 158V159H118ZM176 160H175V159ZM215 160L213 161L212 159ZM250 160H249V159ZM85 159V160H84ZM88 159V160H87ZM132 159V160H131ZM158 159V161H157ZM188 159V160H187ZM194 159V160H193ZM199 161H198V160ZM261 159V160H260ZM75 160V161H74ZM131 162H130V161ZM138 160V161H137ZM195 160H197L198 162H196ZM209 160V161H208ZM219 160V161H218ZM263 160V161H262ZM32 161V162H31ZM34 161V162H33ZM42 161V162H41ZM48 161V162H47ZM60 161V162H59ZM74 161V162H73ZM127 161V162H126ZM160 161V162H159ZM195 161V162H194ZM201 161V163H199ZM212 161V162H210ZM22 162V163H21ZM38 162V163H37ZM67 162V163H66ZM71 162V164H70ZM84 162V163H83ZM110 162V163H109ZM126 162V163H125ZM135 162V163H134ZM165 162V163H164ZM170 162V163H169ZM203 162V163H202ZM219 162V163H218ZM221 162V163H220ZM263 165H262V163ZM31 163V164H30ZM40 163V164H39ZM54 163V164H53ZM86 163V164H85ZM118 163V164H117ZM138 163V164H137ZM168 163V164H167ZM191 163V164H190ZM196 163V164H195ZM246 163V164H245ZM256 165H255V164ZM14 164V165H13ZM19 164V166H18ZM39 164V165H38ZM111 164V166H110ZM117 164V165H116ZM125 164V166H124ZM176 164V165H174ZM189 164V166H188ZM243 164V165H242ZM250 164V165H249ZM261 164V165H260ZM88 165V166H87ZM217 165V166H216ZM224 165V166H223ZM245 165V166H244ZM8 166V167H7ZM15 166V167H14ZM27 166V167H26ZM93 166V167H92ZM103 166V167H102ZM118 166V167H117ZM120 166V167H119ZM122 166V167H121ZM128 166V167H127ZM187 166V167H186ZM197 166V167H196ZM216 166V167H214ZM249 166V167H247ZM256 166V167H255ZM125 167V168H124ZM132 167V168H131ZM184 167V168H183ZM247 167V168H245ZM263 167V169H262ZM26 168V169H25ZM221 168V169H220ZM16 169V170H15ZM35 169V170H34ZM42 169V170H41ZM48 169V170H47ZM70 169V170H69ZM130 169V170H129ZM144 169V170H143ZM151 169V170H150ZM195 169V170H194ZM198 169V171L196 170ZM214 169V170H212ZM218 169V170H217ZM226 169V170H225ZM256 169V171L254 170ZM259 169V170H258ZM59 172H58V171ZM69 170V171H68ZM76 170H79L78 172ZM110 170V171H109ZM124 170V171H122ZM132 170V171H131ZM200 170V171H199ZM255 172H253V171ZM261 170V172H260ZM19 171V172H18ZM29 171H32V172H29ZM34 171V172H33ZM52 171V172H51ZM57 171V172H56ZM93 171V172H92ZM128 171V172H127ZM144 171V172H143ZM192 171V172H191ZM213 175H212V173ZM258 171V173H257ZM22 172V173H21ZM77 172V173H76ZM115 172V173H114ZM120 172V173H119ZM126 175H123L124 173ZM195 172V173H194ZM202 172V173H201ZM211 174H210V173ZM219 172V174L217 173ZM249 172V173H248ZM19 173L21 176H20V179H21V183L19 182H15L14 180V176ZM39 173V174H38ZM95 173V174H94ZM143 173V174H142ZM146 173V174H145ZM198 173V175H196ZM208 173V175H207ZM262 173V174H261ZM130 174V175H129ZM183 174V175H182ZM206 174V175H205ZM215 174V175H214ZM257 174V176L255 177V175ZM33 175V177H32ZM39 175V176H38ZM46 175V176H45ZM73 175V176H71ZM123 175V176H122ZM187 175V176H186ZM193 175V177L191 176ZM210 175H212L211 178ZM219 175V176H217ZM8 176V177H7ZM36 176V178H35ZM189 176V177H188ZM206 178H205V177ZM207 176H208V179H207ZM215 176V177H213ZM262 176V177H261ZM28 177V179L26 178ZM46 177V178H45ZM73 177H75V181L77 183V186L74 187L73 186V183H70V178L72 179ZM100 177V178H99ZM30 178V179H29ZM189 178V179H188ZM198 178V182H196L197 180H194V179H197ZM200 178V179H199ZM202 178V179H201ZM204 178V180H203ZM217 178V179H215ZM258 178V179H257ZM36 179V181L34 180ZM44 179V180H43ZM74 179V178H73ZM123 179V180H122ZM134 179V180H133ZM212 179V180H211ZM257 179V180H256ZM263 179V180H262ZM32 180V181H31ZM145 180V181H144ZM194 180V181H193ZM201 180V181H200ZM207 180V181H206ZM211 180V182H209ZM58 181V183H57ZM74 181V182H75ZM120 181V183H119ZM193 182V185H194V188L190 187V185L192 184L191 182ZM200 181V182H199ZM213 181V182H212ZM262 181V182H261ZM30 182V183H29ZM32 182V183H31ZM38 182V183H37ZM116 182V184L114 183ZM207 184H206V183ZM118 183V184H117ZM191 183V184H190ZM197 183V184H196ZM210 183V184H209ZM213 183V184H212ZM227 183V184H226ZM232 183V185H231ZM13 184V185H12ZM137 184H140V185H143L144 189L147 190V193L143 192L144 194H142V191L139 190L140 188H138V185ZM169 184V185H168ZM167 185L169 186V188H171L170 186H172L170 183H168ZM189 184V185H187ZM199 184L201 185L202 188H197L199 186ZM230 184V185H229ZM48 185V186H47ZM117 185V186H116ZM212 185V186H210ZM238 185V186H237ZM33 186V187H32ZM210 186V188H209ZM226 186V188H225ZM230 186V188H229ZM54 187V188H53ZM111 187V188H110ZM135 187V189H134ZM142 187V188H143ZM196 187V188H195ZM223 187V188H222ZM107 188V189H106ZM118 188V189H117ZM137 188V190H136ZM206 188V189H205ZM239 188V189H238ZM27 189V190H26ZM49 189V190H48ZM192 189V190H191ZM197 189V190H196ZM210 189V191H209ZM237 190V192L235 190ZM92 190V191H91ZM126 190V191H125ZM143 190V189H142ZM195 190V191H194ZM207 190L205 193L204 191ZM56 191V192H55ZM122 191V192H121ZM173 191V192H172ZM175 191V192H174ZM189 191V192H188ZM198 191H202L203 194H206L205 198H203V196L201 195L202 193H198ZM230 191V192H229ZM241 191V192H240ZM83 192V193H82ZM120 192V193H119ZM209 192V193H208ZM42 193V194H41ZM46 193V194H45ZM51 193V194H50ZM151 193V195H150ZM184 193V191L182 192ZM238 193V194H237ZM39 194V195H38ZM41 194V196H40ZM112 194V195H111ZM137 194V195H136ZM176 194V195H175ZM196 194H199V195H196ZM236 194V195H235ZM97 195V196H96ZM158 196V198H156L155 196ZM174 195V196H172ZM182 195V196H181ZM192 195H195V197H191ZM233 195V196H232ZM264 195V193H262V196ZM30 196V197H29ZM32 196V197H31ZM34 196H37L35 197V199L33 198ZM134 196H137V197H134ZM191 198H190V197ZM209 196V197H208ZM238 196V197H237ZM241 196V197H240ZM155 197V198H154ZM189 197V198H188ZM197 197V201L195 200ZM200 197V198H198ZM203 198V200L201 199ZM208 198V199H206ZM223 198V199H221ZM3 199V201H2ZM60 199V200H59ZM174 199V200H173ZM201 200L202 203H199V201ZM229 199V200H228ZM5 200V201H4ZM9 200V201H8ZM11 200H14V201H11ZM65 200V202L63 203V201ZM123 200V202H122ZM194 200V203H192ZM219 200L221 201L222 200V204L224 205H221L217 203H220ZM225 202H224V201ZM16 201V202H15ZM148 201V202H147ZM155 201V202H154ZM5 202V203H4ZM6 202H9V204ZM144 202V203H143ZM207 202V203H206ZM210 202V204H209ZM17 203V204H16ZM36 203V205L34 204ZM39 203V204H38ZM134 203H137V204H134ZM188 203L189 208H185L186 206L188 207V205L186 204ZM206 203V204H205ZM11 204V205H10ZM115 204V203H114ZM205 207H204V205ZM6 205V206H5ZM10 205V206H9ZM16 205V206H15ZM124 205V206H123ZM126 205V206H125ZM131 205V207H130ZM160 205V206H159ZM186 205V206H185ZM217 205V206H215ZM226 205V206H225ZM128 206V207H127ZM141 206V207H140ZM158 206V207H156ZM193 206L195 207H198V209H193ZM210 206V207H208ZM215 206V208H214ZM6 207L4 210L3 208ZM45 207V208H44ZM73 207V208H72ZM93 207V208H92ZM110 207V206H109ZM153 207V208H152ZM201 207V208H200ZM204 207V209L207 211L210 210V212H212L210 215H207L204 217V220H207L204 222L203 218L201 220V217L196 214L197 213V210L198 212L201 211V209ZM221 207V209H220ZM224 207V208H223ZM9 208V209H8ZM175 208V209H176ZM192 210H191V209ZM210 208V209H209ZM47 209V210H46ZM54 209V210H53ZM150 209V210H149ZM189 209V210H187ZM213 211H212V210ZM216 209V210H215ZM224 209V210H223ZM136 210V211H135ZM227 212H226V211ZM193 211V212H192ZM196 211V213H195ZM215 211V212H214ZM220 211V212H219ZM155 212V213H154ZM176 211H174L173 213H175ZM192 212V214L190 213ZM221 212H223L221 214ZM158 213L160 215H158ZM162 213V214H161ZM170 215H169V214ZM213 213H218L219 217L218 218H215L213 215ZM227 213V214H226ZM107 214V215H106ZM151 214V215H150ZM190 214V215H189ZM224 214V215H223ZM226 214V215H225ZM131 215V217H132ZM150 215V216H149ZM158 215V216H157ZM223 215V216H222ZM239 215H242L239 213ZM189 216V217H188ZM114 223H115V219L117 218V214L114 213ZM112 217L110 219H108V221L110 222L109 224L107 223V219H106V222H100L98 224H96L95 222H86L85 223H82V224H77L75 226V229L73 232H75L76 234H78L76 237H74L73 239V242L70 243V242H66L64 240V232H60L57 230L56 227H54L53 229H51L52 231L54 230L57 235H58V242L55 243L53 242L52 244L50 243H46L44 242V240L40 239V238H34L33 241L31 243H26V247L23 251L24 254H22L20 257L22 258L24 264H97L98 261L96 260H92L91 262L89 261V256L91 257V254L93 253V248L90 247V248H83L82 247V240L79 238L80 237V234H82V231H85V230H97L98 228L100 227H104L105 228H109V225L111 224V221H112ZM2 218V219H1ZM143 218V219H142ZM189 218V219H188ZM197 218V219H196ZM206 218V219H205ZM13 219V220H12ZM183 219V220H182ZM187 219V220H185ZM216 219V220H215ZM218 219V221H217ZM221 219V220H219ZM158 220V221H157ZM174 220V219H173ZM187 221V222H186ZM196 221V222H195ZM198 221H200L198 223ZM202 221V222H201ZM159 222V223H158ZM195 222V223H194ZM202 223H205V226L204 228H207V229H201V227H203L204 224ZM230 223V224H229ZM198 224V225H196ZM199 224L202 226H199ZM9 225V226H8ZM93 225V226H92ZM194 225V227H192ZM206 225L208 227H206ZM148 226V227H147ZM197 226V227H196ZM199 226V227H198ZM6 227V228H5ZM139 227V228H138ZM142 227V229L140 228ZM231 227H233V229H231ZM78 228V229H77ZM5 229V230H4ZM7 229V230H6ZM10 229V228H9ZM140 229V230H139ZM200 231H199V230ZM139 230V231H138ZM143 230V231H142ZM210 230V231H209ZM232 230V231H231ZM235 230V231H234ZM46 231V230H44ZM159 232V231H158ZM205 232V233H204ZM235 232V233H234ZM148 233V234H146ZM203 234V236H202ZM205 234V235H204ZM208 234L210 236H208ZM248 234V235H247ZM238 235L240 237H238ZM113 240L114 241V249L116 248L115 247V243L117 240H119V235L118 233H114L113 235ZM207 236V237H205ZM212 236V237H211ZM233 236V237H232ZM247 238V239H246ZM96 241V242H95ZM62 242V243H60ZM63 242H66L63 244ZM99 242L98 239H94V244H97ZM113 241H111V245ZM127 246H129L127 243H124L121 241V245L119 246V249L124 252L123 254H117V256L114 255V258H113V254L111 252V249L109 251H107L108 253V257L105 256V258H103V264H132V259L131 257L127 254L128 252V248ZM207 246V244L205 245ZM254 246V247H253ZM113 247V246H111ZM244 247V249H243ZM253 247V248H252ZM49 249V250H48ZM249 249V250H248ZM252 251H251V250ZM68 250V251H66ZM245 252H243V251ZM246 250V251H245ZM216 252V253H215ZM43 253V255H41ZM65 253V254H64ZM213 253V254H212ZM214 255V256H213ZM47 256V257H46ZM51 256V257H50ZM107 259V260H106ZM106 260V261H105ZM157 260V261H156ZM96 261V262H95ZM121 261V262H120ZM90 262V263H89ZM119 262V263H118ZM155 262L157 264H171L169 262H167L166 258L164 259V256H160V255H157L156 258H155ZM165 262V263H164ZM219 262V263H218ZM227 263V264H228Z\"/></svg>",
	"mask_w": 264,
	"mask_h": 264
},
{
	"label": "bare ground",
	"instance_id": "2",
	"mask_svg": "<svg viewBox=\"0 0 264 264\" xmlns=\"http://www.w3.org/2000/svg\"><path fill=\"white\" fill-rule=\"evenodd\" d=\"M102 1V0H0V3H2L0 6L2 8L1 9V13L2 15L4 14V17L1 16V20L3 22H0V24L2 25V29L1 30V34L4 36H6L7 34V29H9V27L14 26L17 22V28L19 29V32L17 33L19 35V42L21 43L20 40H23L24 43V51L26 54L30 53L32 50H34V55L38 58L39 57V53L38 49H36V45H41L40 44H34L32 42H42L45 44H48V46L45 47L46 50H44L42 56H44V58L47 60V64L50 63L52 60L54 61L55 59H57L59 56L60 57H65L66 56V67H62L63 69H65V72L62 77V81H53V82H49L51 81V79H49L51 77V70H49V68H43L40 69L39 71L40 73H42V79H40L39 76H37L40 79V83H38L39 79L37 80L36 83H38L35 87L36 90L38 91H33L36 94H38V92H42L43 96L45 97L44 99H47L50 95L53 96V93L58 90H60L62 92L61 96H63V100L60 101L61 99H59L60 102H74L76 100H74L75 95L76 99L78 98V95L80 97V93L81 90L86 89L87 85L86 83L89 82L88 79H91L94 76V73L96 74L95 71H97L100 68V65L102 66V64H99V61H102V59H100V57H98V55L102 54L105 55L106 57H108L107 54H109V52L111 51V48L113 50V46H114V55H118L123 56L124 57H128L129 55H134V53H138L139 50H141L142 52H146L144 55H142L141 57H143V59H147V63L145 64V62L143 61L142 64L144 65V68H154L157 69L156 71L159 72V74H155L157 75V87L160 88L159 91H161L159 94V101L164 103V108L166 110H170L172 109V104H171V98L168 96V94H172L173 93H183L185 92L187 89H185L186 86V82L189 83L190 82H194V88H196V86L198 88H202V87H207L209 92L211 94L215 95H223L224 96V101H226V103H224L223 105H221V108L226 109L225 111L230 112H235L236 109L238 110V108H247L249 110V112L251 110L254 109H258L259 104L253 103H247L246 101H244V96L241 94L243 93V90L239 89L240 85L245 84L244 81H249L250 78L257 73L254 72V70H256V61L258 60V58H260L262 55L264 57V0H258L256 3V0H219L218 2V6L212 8L211 10H208V6L206 5V7L204 8L203 6V10L199 11L198 9V4L200 2V0H112V5L111 6H117L116 10H115V17L117 18V20L120 23L119 19H127L126 21L129 23H133L134 27H136L137 30V34H138V40L136 42L133 43V41H130L129 38L126 37V35L124 34L125 32H120L119 29L116 27V25L112 26L106 23V21H102V19H104V15L103 17H101L102 19H99V15H101L102 10H98L97 6H98V2ZM106 1V0H104ZM108 1V0H107ZM206 1V0H205ZM210 1V0H209ZM101 3V2H100ZM255 3V4H254ZM104 4V3H103ZM110 4V3H109ZM106 5V4H105ZM217 5V4H216ZM102 6V4H101ZM99 6V7H101ZM110 6V7H111ZM113 6V7H114ZM105 7V6H103ZM102 7V8H103ZM109 7V6H108ZM107 7V8H108ZM200 7V6H199ZM18 8V9H16ZM106 8V7H105ZM106 8V9H107ZM114 8V9H115ZM210 8V7H209ZM110 9V8H109ZM252 9V10H251ZM16 10H18V12H16ZM111 10V9H110ZM109 10V11H110ZM251 10V11H250ZM101 11V12H98ZM108 10H106L107 12ZM211 12L210 15L207 14V12ZM104 12V11H103ZM249 12H254L251 15H249ZM11 13H17L19 15L18 20L16 19V17L18 16H12L13 19H11L9 17V15ZM100 13V14H98ZM105 13V12H104ZM12 15V14H11ZM112 15V14H110ZM108 16V15H107ZM258 16V18H257ZM109 19V18H108ZM111 21V19H110ZM114 21V20H113ZM123 21V20H122ZM16 22V23H15ZM116 23V22H115ZM124 23V22H123ZM112 24V23H111ZM125 24H127L125 22ZM130 25V24H129ZM120 26V25H119ZM123 27V26H121ZM15 30V27H14ZM13 30V31H14ZM9 31H11L9 29ZM227 32V33H226ZM11 33V32H9ZM0 34V35H1ZM13 34V33H11ZM29 34L32 36L33 41L31 42L32 44H30V39L28 41L27 36L29 38ZM1 35V37L3 38V36ZM15 35V34H14ZM12 35V36H14ZM7 38V37H6ZM5 38V39H6ZM12 38V37H11ZM4 39V40H5ZM197 39V40H196ZM2 39H0L1 41ZM7 40V39H6ZM5 40V41H6ZM9 40L10 37H9ZM12 40L14 41V39L12 38ZM11 40V41H12ZM4 41V42H5ZM10 41V42H11ZM18 41V40H17ZM77 42V43H81V44H86L87 46L89 44H91V41L93 42V44H91L93 47H87L85 50V54L81 53L77 47L72 48L75 43H72V47L70 45V42ZM199 41H202V45L203 48L200 47L198 50H196L197 45H195V43H199ZM17 43V42H16ZM136 43V44H135ZM14 44V43H12ZM22 44H21V48H22ZM74 44V45H73ZM17 45V44H16ZM34 45V46H33ZM79 45V44H77ZM5 46V43L4 45ZM7 46V45H6ZM13 46V45H12ZM83 46V45H82ZM81 46V47H82ZM95 46V47H94ZM136 46V48L138 50H134L133 48ZM201 46V45H200ZM231 47V52L232 54L234 53V55L237 54V56L230 58V56L228 58L227 55L226 57H224L223 53L226 51L227 47ZM8 47V46H7ZM15 47V45H14ZM35 47V48H34ZM43 47V46H42ZM53 47H57L58 51L56 52V54H54L55 50ZM79 47V48H81ZM86 47V46H84ZM133 47V48H132ZM4 48V47H3ZM17 48V47H16ZM77 48V49H76ZM6 49V48H5ZM8 49V48H7ZM10 49V48H9ZM20 49V48H19ZM42 49V48H41ZM56 49V50H57ZM1 50V49H0ZM4 50V49H3ZM22 50V49H20ZM42 51V50H40ZM130 51V52H129ZM230 52V53H231ZM2 53L4 55H6L5 51H2ZM12 53V52H10ZM7 53V54H10ZM15 53V51H14ZM23 53V52H22ZM141 53V52H140ZM3 54H1L0 59L2 60L3 58H5L6 56L3 57ZM52 54L54 55H58L57 57L52 56ZM23 55V54H22ZM21 55V56H22ZM31 55V54H30ZM228 55H230L228 53ZM15 56V55H14ZM18 56V55H16ZM15 56V57H16ZM20 56V55H19ZM18 56V57H19ZM24 56L27 57V55L24 54ZM41 56V54H40ZM8 57V56H7ZM15 57H12L13 59ZM134 57V56H131ZM137 57V56H135ZM11 58V59H12ZM23 58V57H21ZM35 58V59H37ZM7 59V58H5ZM4 59V60H5ZM10 59V60H11ZM16 59V58H15ZM14 59V60H15ZM20 59V58H19ZM28 59V57H27ZM34 59V60H35ZM109 58H107L108 61ZM129 59V57H128ZM261 59V58H260ZM264 59V58H262ZM2 60V61H4ZM26 60V59H25ZM33 60V59H32ZM30 60V61H32ZM39 60V58L37 59ZM36 60V61H37ZM63 60V59H62ZM105 60V58L103 59ZM156 60V61H155ZM18 61V60H17ZM23 61V60H22ZM27 61V60H26ZM41 61V60H40ZM61 61V60H60ZM64 61V60H63ZM106 61V62H107ZM130 61V60H129ZM133 61V60H132ZM131 61V62H132ZM5 62V61H4ZM13 62V61H11ZM9 63L11 65H9L10 70L12 69V63ZM33 62V61H32ZM42 65L44 64V60L42 61ZM56 62V61H55ZM119 62V61H118ZM117 62V63H118ZM157 62V63H156ZM197 62L200 63L201 62L204 63L201 66H203V70L204 73L201 75L202 78H198L196 73V70H198L199 67H201L200 65L198 66ZM1 63V62H0ZM34 64L36 62H33ZM32 63V64H33ZM41 63V62H40ZM37 61V64H40ZM60 63V62H59ZM63 63V62H62ZM78 63V64H76ZM105 63V62H104ZM116 63V64H117ZM122 63V62H121ZM128 63V61H127ZM135 63V62H134ZM8 64V63H6ZM6 64L4 67H6ZM23 64V63H21ZM33 64V65H34ZM56 64V63H55ZM75 64L78 66H75ZM110 66V62L108 63ZM106 63V65H108ZM119 64V63H118ZM123 64V63H122ZM259 64V63H258ZM257 64V65H258ZM264 64V63H262ZM52 65H54L52 63ZM120 65V64H119ZM132 65V64H131ZM19 66V65H18ZM26 67L27 64L25 65ZM40 66V65H39ZM44 66V65H43ZM46 66V64H45ZM56 66V65H55ZM54 66V67H55ZM105 66V65H104ZM114 66V65H113ZM111 66V67H113ZM118 66V65H116ZM127 66V65H126ZM3 67V68H4ZM16 67V66H14ZM21 67V66H20ZM50 67V66H49ZM59 67V66H56ZM109 67V66H108ZM123 67V71H124V66L122 65L121 68ZM129 67V66H127ZM139 67V66H138ZM8 68V66H7ZM18 68V67H17ZM25 68V67H24ZM33 68V67H31ZM60 68V67H59ZM117 68V67H116ZM120 68V67H119ZM132 68V67H131ZM136 68V67H134ZM259 68V67H258ZM26 69V68H25ZM28 69V68H27ZM34 69V68H33ZM53 69V67L51 68ZM88 69H92L94 71H88L89 73L86 74L85 76H83V74H85V72H87ZM102 69V68H101ZM112 69V68H111ZM128 69V68H127ZM138 69V68H137ZM153 69V70H154ZM234 69H241L243 72L242 74L238 75L236 72H234ZM7 70V69H6ZM13 70V69H12ZM21 70V69H20ZM37 70V69H36ZM58 70V69H57ZM114 70H116L114 68ZM130 71L132 69H129ZM135 70V69H134ZM142 70V69H140ZM139 70V72H140ZM24 71V70H23ZM31 71V70H30ZM25 71V75L23 74V76H25V80H28L31 76V72ZM55 71V70H54ZM113 71V70H112ZM118 71V68H117ZM122 71V72H123ZM128 71V70H126ZM199 71V70H198ZM232 71V72H231ZM238 71V70H237ZM1 72V71H0ZM5 72V71H4ZM12 72V71H11ZM10 72V73H11ZM15 72V71H13ZM12 72V73H13ZM22 71H20L21 73ZM35 72V71H34ZM32 70V73H34ZM61 72V73H62ZM74 72L80 73L78 75H76ZM111 72V71H110ZM109 72V73H110ZM121 73V71H119ZM132 72V71H131ZM194 72L196 74H194ZM226 72L229 73H236L238 76L234 75L233 79L231 77L230 80H228V77H226ZM241 72V71H239ZM260 72V71H259ZM9 73V70H8ZM59 73V72H57ZM101 73H104L101 72ZM113 73V72H112ZM125 73V72H124ZM136 73V72H135ZM144 73V72H143ZM17 74V73H16ZM37 74V73H36ZM35 74V75H36ZM108 73H106L107 75ZM111 74V73H110ZM118 73L114 72V78L117 76L119 77V75H117ZM142 74V73H141ZM147 74V73H146ZM145 74V75H146ZM201 74V73H200ZM6 75V74H5ZM19 75V74H17ZM41 75V74H40ZM56 74H54L53 78L55 79ZM59 75L58 78H56L57 80L60 79L59 77L62 76ZM100 74H98L99 77ZM113 75V74H111ZM108 74V76H111ZM121 75V74H120ZM123 75V73H122ZM127 75V74H126ZM144 75V76H145ZM149 75V74H148ZM154 75V76H155ZM262 75V74H261ZM2 76H4L2 74ZM21 74V77H23ZM33 76V75H32ZM105 76V75H104ZM137 76V75H136ZM139 76V75H138ZM141 76V75H140ZM153 76V78H154ZM199 76V75H198ZM229 76V75H228ZM7 77V76H6ZM9 77V76H8ZM95 77V76H94ZM101 77V76H100ZM125 77V76H124ZM133 77V76H132ZM259 77V75L257 76ZM256 77V78H257ZM1 78V77H0ZM3 78V77H2ZM18 78V77H16ZM15 78V79H16ZM33 78V77H32ZM78 78V79H76ZM120 78V77H119ZM127 78V77H126ZM146 78V77H145ZM21 79V78H20ZM24 79V78H22ZM35 79V78H34ZM49 79V80H48ZM118 79V78H117ZM121 79V78H120ZM199 79V80H198ZM217 79V80H216ZM254 79V78H252ZM4 80V78H3ZM11 80V79H10ZM13 80V79H12ZM87 80V81H86ZM98 80V79H97ZM130 80V79H129ZM134 80V79H133ZM255 80V79H254ZM262 80V79H261ZM21 81V80H20ZM19 81V82H20ZM34 81V80H33ZM93 81V80H92ZM119 81V80H118ZM132 81V80H131ZM144 81V80H143ZM146 81V80H145ZM153 81V80H152ZM246 81V82H247ZM8 82V81H7ZM23 83H25L24 85H22V87L20 86L19 88H22L23 90H31V89H26V81H22ZM21 82V84H22ZM30 82V81H28ZM91 82V81H90ZM89 82V83H90ZM110 82V81H109ZM112 82V81H111ZM117 82V80H116ZM140 82V81H139ZM148 82V81H147ZM3 83V82H2ZM5 83V82H4ZM3 83V85H4ZM16 83V82H15ZM18 83V82H17ZM35 83V82H34ZM34 83L30 84L33 85ZM134 83V82H133ZM132 83V84H133ZM191 83V84H192ZM252 82H250L251 85ZM254 83V82H253ZM264 83V82H263ZM29 84V85H30ZM96 84V83H95ZM136 84V83H135ZM139 84V83H138ZM144 84V83H143ZM150 84V83H149ZM149 84H146L149 86ZM248 84V83H247ZM2 85V86H3ZM18 85V84H16ZM63 85H66V89H64ZM115 85V84H114ZM113 85V86H114ZM122 85V84H121ZM140 85V84H139ZM145 85V84H144ZM154 85V83H153ZM187 85V86H189ZM263 85V84H261ZM8 86V83H7ZM6 86V87H7ZM35 86V84H34ZM89 86V85H88ZM93 86V85H92ZM127 86V85H126ZM131 86V85H130ZM141 86V85H140ZM152 86V84H151ZM192 86V85H190ZM248 86V85H246ZM254 86H256L254 84ZM12 87V86H11ZM31 87V86H30ZM29 87V88H30ZM95 88H97L96 86H94ZM112 87V86H111ZM10 88V87H9ZM34 88V87H33ZM32 88V89H33ZM113 88V87H112ZM123 87H121L122 89ZM148 88V87H147ZM252 88V87H251ZM257 90L258 86L256 87ZM264 88V87H263ZM2 89V88H1ZM12 89V88H11ZM93 89V88H92ZM118 89V88H117ZM120 89V90H121ZM144 89V88H143ZM203 89V88H202ZM245 89V88H244ZM79 90L78 93H76ZM97 90V89H95ZM124 90V89H123ZM122 90V91H123ZM193 90V89H192ZM196 90V89H195ZM250 90V89H249ZM12 91V90H11ZM16 92L18 90H15ZM20 91V90H19ZM18 91V92H19ZM28 92L27 95L25 97H27V101H24V103L21 101V98L23 95L19 94V97H7L8 93L10 94V91L7 93V95L4 97L5 101V108L4 111L2 113V116L0 117V120L3 122L4 120L7 121L8 123H11L12 126L14 125L13 123L17 124L16 120L18 117V112H20L21 110L18 111V108H22L24 110V106L25 108H27L28 106H32V102L34 100L32 91ZM86 91V90H85ZM94 91V89H93ZM128 91V90H127ZM141 91V90H140ZM145 91V90H144ZM143 91V92H144ZM190 91V90H189ZM13 92V91H12ZM89 92V90H88ZM142 92V93H143ZM193 92V91H192ZM191 92V93H192ZM197 92V91H196ZM195 92V93H196ZM200 92V90L198 91ZM256 92V91H255ZM2 93V92H1ZM6 93V92H5ZM22 93V92H20ZM65 93H68L65 95ZM90 93V92H89ZM101 93V92H100ZM107 93V92H106ZM122 93V92H121ZM147 93H150L149 91ZM193 93V94H195ZM202 93V91H201ZM208 93V91H207ZM206 93V94H207ZM249 93V92H248ZM251 93V91H250ZM254 93V92H253ZM258 93V91H257ZM25 94V93H24ZM59 94V95H60ZM84 94V93H83ZM83 94H81L83 96ZM94 94V93H93ZM103 94V93H102ZM116 94V93H115ZM145 94V93H144ZM184 94V93H183ZM239 95L241 94V96H235V95ZM1 95V94H0ZM3 95V94H2ZM55 95V94H54ZM58 95V92L57 94ZM58 95V96H59ZM85 95V94H84ZM87 95V94H86ZM107 95V94H105ZM117 95V94H116ZM115 95V96H116ZM119 95V94H118ZM141 95V93H140ZM143 95V94H142ZM147 95V94H146ZM185 95V94H184ZM198 95V94H197ZM197 95H194L197 97ZM209 95V94H208ZM245 95V94H244ZM251 95V94H250ZM255 95V93L253 94ZM51 96V97H52ZM92 96V95H91ZM109 96V95H108ZM114 96V97H115ZM128 96V95H127ZM174 96V95H173ZM202 96V95H201ZM248 96V95H247ZM260 96V95H259ZM24 97V96H23ZM40 97V96H39ZM84 97V96H83ZM82 97V100H83ZM88 97V96H87ZM112 97V95L110 96ZM108 99H111V98ZM122 97V96H121ZM119 96V98H121ZM175 97V96H174ZM182 97V96H181ZM188 97V96H187ZM200 97V96H199ZM198 97V98H199ZM206 97V96H205ZM212 97V96H211ZM218 97V96H217ZM216 97V98H217ZM37 98V97H35ZM41 98V97H40ZM59 98H61L59 96ZM86 98V97H85ZM93 98V97H92ZM99 98V97H98ZM140 98H142L140 96ZM139 98V100H140ZM144 98V97H143ZM204 98V97H203ZM240 98V99H238ZM249 98V97H248ZM4 98L2 97V100ZM96 99V98H95ZM100 99V98H99ZM107 99V97H106ZM114 99V98H113ZM138 99V98H137ZM136 99V100H137ZM151 99V98H150ZM185 99V98H183ZM182 99V100H183ZM205 99H209V98H205ZM211 99V98H210ZM260 99V98H258ZM263 99V98H262ZM36 100V99H35ZM38 100V99H37ZM93 100V99H92ZM98 100V99H96ZM112 100V99H111ZM123 99H121L122 101ZM142 100V99H141ZM144 100V99H143ZM181 100V102H182ZM187 100V99H186ZM41 101V99H40ZM57 100H55L56 102ZM81 101V100H80ZM90 101V100H89ZM102 101V100H101ZM119 101V99H118ZM135 101V100H134ZM133 101V102H134ZM138 101V100H137ZM146 102V100H144ZM165 101V102H164ZM180 101V100H179ZM185 101V100H183ZM201 101H203L201 99ZM253 101V100H252ZM258 101V100H257ZM262 101V100H261ZM54 102V103H55ZM58 102V101H57ZM56 102V103H57ZM78 102V100H77ZM75 102V103H77ZM84 102V101H82ZM81 102V105L83 106V103ZM88 102V100H87ZM96 102V101H95ZM98 102V101H97ZM96 102V103H97ZM107 102V101H106ZM113 102V101H112ZM123 102V101H122ZM132 102V104H133ZM169 102V103H168ZM174 102V101H173ZM172 102V103H173ZM195 103V104H200V99H196V98H191L190 100L188 99V103ZM259 102V101H258ZM1 103V101H0ZM23 103V104H21ZM39 103V102H38ZM43 103V102H42ZM53 103V104H54ZM55 103V105H56ZM79 103V102H78ZM90 103V102H89ZM110 104H112L111 102H109ZM114 103V102H113ZM116 103V102H115ZM126 103V102H125ZM149 103V102H148ZM189 103V105H190ZM206 103V102H205ZM218 103V102H217ZM216 106L214 105L213 107H209L210 110L205 109L206 112L204 111L202 117L199 119L202 124L205 122V124H207V119L208 117L211 116V114L209 113V111L211 112V109H217L219 108V105ZM252 103V102H251ZM263 103V101H262ZM15 104H19L17 107H15ZM46 105L45 107H47V109H51L53 110V115L52 116H58L60 113L64 112L66 110V108L63 106H54V105ZM61 104V103H60ZM80 104V103H79ZM85 104V103H84ZM95 104V103H94ZM110 104L107 103V105H109V107L111 106ZM121 104V103H120ZM129 104V103H128ZM136 104V103H135ZM185 104V102L183 103ZM187 104V103H186ZM185 104V105H186ZM219 104V103H218ZM3 105V104H2ZM12 105V106H11ZM41 104L35 106L38 107ZM76 105V104H75ZM91 105V104H90ZM105 105V104H104ZM117 105V104H116ZM115 105V106H116ZM130 105V104H129ZM137 105V104H136ZM135 105V106H136ZM157 105V104H156ZM189 105H186L189 107ZM212 105V104H211ZM1 106V104H0ZM72 105H68L67 107H71ZM79 106V105H78ZM93 106V105H91ZM102 106V105H101ZM126 106V105H125ZM124 106V110H129V109H125L127 107ZM134 106V105H133ZM143 106V105H142ZM149 106V105H148ZM177 106V105H175ZM195 106V105H193ZM264 106V104H263ZM11 107L14 108L15 113H11ZM31 107V108H32ZM43 107L41 112L43 111V109L45 108ZM84 107V106H83ZM89 107V105H88ZM87 107V108H88ZM98 107V106H97ZM106 108V105L104 106ZM112 107V106H111ZM110 107V108H111ZM146 107V106H145ZM153 107V106H152ZM151 107V108H152ZM185 107V106H184ZM262 107V106H261ZM20 108V109H21ZM41 108V107H39ZM72 108V107H71ZM76 108V106H75ZM81 108V107H80ZM95 108V107H94ZM99 108V107H98ZM142 107H140L141 109ZM144 108V107H143ZM179 108V107H178ZM194 108V107H193ZM260 108V107H259ZM37 109V108H36ZM65 109V110H64ZM85 109V108H84ZM101 108H99L100 110ZM104 109V108H103ZM113 109V108H111ZM110 109V110H111ZM123 109V107H122ZM121 109V111H122ZM139 109V110H140ZM153 109V108H152ZM157 109V108H156ZM162 109V108H161ZM185 109V108H184ZM22 110V111H23ZM46 109H44L45 111ZM64 110V111H63ZM71 110V109H68ZM68 110L66 112H68ZM74 109L72 108V111ZM87 110V109H86ZM85 110V111H86ZM94 110V109H92ZM105 110V109H104ZM109 110V111H110ZM133 110V109H132ZM144 110V109H143ZM151 110V109H150ZM199 110V109H198ZM240 110V109H239ZM261 110V109H259ZM258 110V111H259ZM2 111V110H1ZM21 111V112H22ZM28 111L30 110H26V113H28ZM77 110H75L74 112H76ZM84 111V112H85ZM91 111V110H90ZM88 111V113L90 112ZM112 111V110H111ZM110 111V113H111ZM117 112L119 110H116ZM137 111V110H136ZM154 111V110H153ZM173 111V110H172ZM175 111V110H174ZM180 111V109L178 110ZM183 111V110H182ZM216 111V110H215ZM222 111V110H221ZM220 111V112H221ZM244 111V110H243ZM246 111V110H245ZM257 111V110H256ZM33 112V111H32ZM48 112V111H47ZM78 112V111H77ZM80 112V110H79ZM106 112V111H105ZM105 112L103 111V113L105 114ZM126 112V111H125ZM124 112V113H125ZM134 112V111H133ZM132 112V113H133ZM169 112V111H168ZM214 112V111H212ZM240 112V111H238ZM44 113V112H43ZM49 113V112H48ZM51 113V112H50ZM94 113V112H93ZM97 113V112H96ZM100 113V112H99ZM109 113V115H110ZM113 113V112H112ZM111 113V114H112ZM122 113V112H121ZM131 113V114H132ZM163 113V112H162ZM256 113V112H254ZM260 113V111H259ZM264 114V109L263 112ZM24 114V117H25ZM42 114V113H41ZM40 114V116H41ZM64 114V113H62ZM60 114L63 119H67L68 122L70 124L68 125H72L73 121V114L74 113H68L69 115H62ZM66 114V113H65ZM81 114H83L81 112ZM92 115V113H90ZM126 114V113H125ZM124 114V115H125ZM130 114V113H129ZM130 114V115H131ZM146 114V113H144ZM154 114V113H153ZM152 114V115H153ZM160 114V113H159ZM158 114V115H159ZM165 114V113H164ZM170 114V112H169ZM166 114V115H169ZM174 113H172L171 115H173ZM177 114V113H175ZM174 114V115H175ZM248 114V113H247ZM59 115V116H60ZM90 115V116H91ZM94 115V114H93ZM96 115V114H95ZM102 115V114H101ZM156 115V114H155ZM173 115V116H174ZM186 115L188 116L189 114L186 113ZM195 115V113H194ZM193 115V116H194ZM198 115V114H196ZM200 115V114H199ZM213 115V114H212ZM230 115V114H228ZM227 115V116H228ZM242 115V114H241ZM240 115V116H241ZM244 115V114H243ZM28 117H31L30 115H27ZM36 116V114L34 115ZM33 116V117H34ZM38 116V115H37ZM36 116V117H37ZM39 116V119H40ZM58 116V117H59ZM77 116V115H75ZM83 116V115H82ZM86 116V115H85ZM84 116V117H85ZM112 116V115H110ZM116 117L120 116V115H115ZM178 116V115H177ZM245 116V115H244ZM247 116V115H246ZM250 116V115H249ZM21 117V116H20ZM23 117V118H24ZM42 117V116H41ZM97 117V116H95ZM115 117V118H116ZM125 118V116H123ZM127 117V116H126ZM162 117V116H161ZM160 116H153V121L155 123L161 121L162 123H164V125L168 126L169 128H173L171 126L170 122H166L168 120H164L163 118H161ZM167 117V116H166ZM165 117V119H167ZM191 117V116H190ZM236 117V115H235ZM32 118V117H31ZM30 118V120H31ZM56 118V117H55ZM87 118V117H85ZM84 118V119H85ZM89 119H93L90 118L88 116ZM112 118V117H111ZM131 118V117H130ZM138 118V117H136ZM152 118V117H151ZM171 118V116L169 117ZM175 118V117H174ZM178 118V117H177ZM181 118V117H180ZM192 118V117H191ZM231 118V117H230ZM233 118V117H232ZM247 118V117H246ZM47 119V118H46ZM62 119V118H61ZM62 119V120H63ZM75 119V118H74ZM81 119V118H80ZM95 119V118H94ZM97 119V118H96ZM114 119V117H113ZM149 119V118H148ZM172 120L175 121V119L171 118ZM186 119V117H185ZM245 119V118H244ZM24 120V119H22ZM28 120V119H27ZM41 120V119H40ZM39 123H43L40 122ZM55 120V119H54ZM60 120V119H59ZM76 120H79L78 117ZM98 120V119H97ZM102 119H99V121ZM115 120V119H114ZM120 117H119V119ZM124 120V119H123ZM128 120V119H127ZM133 117H132V121H133ZM137 120V119H136ZM151 120V119H150ZM178 120V119H176ZM181 119H179L180 121ZM242 120V119H241ZM246 120V119H245ZM16 121V122H15ZM47 121V120H46ZM45 121V122H46ZM49 121V120H48ZM57 122V120H55ZM61 121V120H60ZM80 121H83L82 119ZM125 121V120H124ZM131 121V122H132ZM148 121V120H147ZM152 121V122H153ZM244 121V120H243ZM6 122V123H7ZM26 122V121H25ZM24 122V123H25ZM33 121H31L32 123ZM35 122V121H34ZM37 122V121H36ZM51 122V121H50ZM53 122V121H52ZM79 122V121H78ZM77 122V123H78ZM84 122H88V120H85ZM96 122V121H95ZM94 122V123H95ZM98 122V121H97ZM118 122V121H117ZM123 122V121H122ZM137 122V121H136ZM177 122V121H176ZM175 122V123H176ZM182 122V121H181ZM237 122V121H235ZM245 122V121H244ZM21 125L22 121L19 122ZM27 123V122H26ZM30 123V121H29ZM48 123V122H46ZM46 123H44L46 126ZM62 123V122H61ZM89 123V122H88ZM93 123V122H92ZM94 123L92 124L94 126ZM103 123V122H102ZM119 123V122H118ZM133 123H135V120L133 121ZM132 123V124H133ZM138 123V122H137ZM240 123V122H239ZM237 123V124H239ZM247 123V122H246ZM5 124V123H4ZM53 124L55 125L56 123L53 122ZM52 124V125H53ZM64 124V123H63ZM66 124V123H65ZM74 124H76L74 122ZM84 124V123H83ZM82 124V125H83ZM100 124V123H99ZM98 123L96 125H99ZM108 124V123H107ZM122 124V123H121ZM141 124V123H140ZM177 124V123H176ZM199 124V122H198ZM201 124V123H200ZM8 125V124H7ZM23 125V124H22ZM20 126L21 128L24 129V126ZM43 124L40 125V127ZM53 125V127H55ZM78 125V124H77ZM81 125V126H82ZM90 125V124H89ZM95 125V127H96ZM119 125V124H118ZM139 125V124H138ZM142 125V124H141ZM145 125V124H144ZM174 125V124H173ZM179 125V124H178ZM177 125V126H178ZM255 125V124H254ZM3 127V125H0V127ZM11 126V125H10ZM9 126V127H10ZM11 126V127H12ZM14 125L12 128L15 129ZM61 126V124L59 125ZM57 126V127H59ZM67 127V124L65 125ZM63 126V127H65ZM102 126V125H101ZM101 126H99L101 128ZM122 126V125H121ZM134 126V125H133ZM154 126V125H153ZM176 126V125H175ZM174 126V127H175ZM181 126V124H180ZM222 126V125H221ZM241 126V125H240ZM251 126V125H250ZM264 126V125H263ZM6 127V126H4ZM34 127V125L32 126ZM37 127V126H35ZM47 127V126H46ZM62 127V128H63ZM65 127V128H66ZM98 127V126H97ZM96 127V129H97ZM114 127V126H113ZM131 126H129L128 128H130ZM152 127V126H151ZM157 127V125H156ZM207 127V126H206ZM218 127V126H217ZM17 128V126H16ZM19 128V126H18ZM30 128V127H29ZM39 128V127H38ZM68 130H72L73 128L71 126L67 127ZM84 129H87L89 131L90 137H92L94 139V143H98V141L100 139H102V135L100 133H98L97 130L99 129H91L94 127L89 128L88 124H84L83 125ZM109 128V127H108ZM132 128V127H131ZM137 128V127H136ZM196 128V127H195ZM194 128V129H195ZM202 128V126H201ZM239 128V127H238ZM241 128V127H240ZM256 128V127H255ZM253 127V129H255ZM10 128L7 127L6 131L10 132V130H8ZM28 129V128H27ZM36 129V128H35ZM56 129V127H55ZM76 129V128H74ZM102 129V128H101ZM100 129V130H101ZM104 129V128H103ZM122 129V128H121ZM133 129V128H132ZM138 129V128H137ZM140 129V128H139ZM144 129V128H143ZM198 128H196L197 130ZM208 129V127H207ZM206 129V130H207ZM252 131V127L250 128ZM264 129V128H263ZM2 132V129H0ZM22 130V129H20ZM20 130H12L11 134H13V138L12 141H21L23 140V138H21L19 135L25 133V132H21ZM37 130V129H36ZM45 130V129H44ZM52 130V129H51ZM61 130V128H60ZM67 130V129H66ZM129 130V129H128ZM131 130V129H130ZM173 130V129H172ZM195 130V131H196ZM200 130V129H199ZM26 131V130H25ZM42 131L39 129V132ZM50 131V130H49ZM57 131V130H56ZM75 131V130H74ZM134 131V130H133ZM176 131V129H175ZM242 131V130H241ZM31 132V131H30ZM30 132H26L28 133V135L30 134ZM52 132V131H50ZM65 132V131H64ZM114 132V131H113ZM117 131H115L112 136V140L111 138L109 139V141L111 143H115L114 142V135H116ZM158 132V131H157ZM174 132V131H173ZM198 132V131H197ZM202 132V131H201ZM4 133V132H3ZM25 133V134H26ZM32 133V132H31ZM36 133V132H35ZM46 133V130L45 132ZM57 133V132H56ZM55 133V134H56ZM71 135V131L67 132ZM77 133V132H76ZM87 133V132H86ZM85 133V134H86ZM171 133V132H170ZM193 133V132H192ZM2 134V133H1ZM25 134L23 136H25ZM53 134V133H52ZM51 134V135H52ZM54 134V135H55ZM59 134V133H57ZM63 134V133H62ZM61 134V135H62ZM68 134V135H69ZM74 134V133H73ZM82 134V133H81ZM88 134V135H89ZM121 134V132H120ZM119 134V135H120ZM158 134V133H157ZM156 134V135H157ZM172 134V133H171ZM176 134V133H175ZM199 137H201L199 135V133H197ZM202 134V133H201ZM205 134V133H204ZM7 135V132H6ZM9 135V133H8ZM31 135V134H30ZM79 135V134H78ZM77 135V136H78ZM155 135V134H154ZM155 135V136H156ZM159 135V134H158ZM174 135V134H173ZM191 135V134H189ZM216 135V134H215ZM255 135V134H254ZM1 136V135H0ZM5 136V134H4ZM45 136V135H44ZM56 136V135H55ZM67 138H72L73 136H67L65 135ZM82 136V135H81ZM108 136V135H107ZM195 136V135H194ZM204 136V135H203ZM213 136V135H212ZM211 136V137H212ZM39 137V136H38ZM47 137V136H46ZM65 137V138H66ZM102 137V138H101ZM118 137V136H117ZM123 137V136H122ZM197 137V135H196ZM195 137V138H196ZM216 137H220L219 135H216ZM11 138V137H9ZM54 138V137H53ZM79 138V137H78ZM89 138V137H88ZM105 138V137H104ZM121 138V135H120ZM191 138V137H190ZM203 138V137H202ZM206 138V136H205ZM204 138V139H205ZM210 138V137H209ZM26 139V138H24ZM44 139V137H43ZM80 139V138H79ZM91 139V138H90ZM145 139V138H144ZM207 139V138H206ZM228 139V138H227ZM248 139V138H247ZM7 140V139H6ZM27 140V139H26ZM24 140V141H26ZM29 140V139H28ZM33 140V139H31ZM47 140V139H46ZM120 141V144L117 143V145H120V148L117 147L116 149H120V152L122 154L123 153V144L125 145L126 141H124L123 138L118 139ZM127 140V139H126ZM185 140L188 141V139L186 138ZM191 140V139H190ZM203 139H201L202 141ZM221 140V139H219ZM232 140V139H231ZM23 141V142H24ZM30 141V140H29ZM54 141V140H53ZM63 141V140H62ZM67 141V140H66ZM65 141V142H66ZM71 141V139H70ZM76 141V140H75ZM161 141V140H160ZM205 141V140H204ZM261 141V140H260ZM1 142V141H0ZM3 142V141H2ZM45 142V141H44ZM47 142V141H46ZM78 142V141H77ZM206 142V141H205ZM228 142V141H227ZM256 142V141H255ZM259 142V141H258ZM84 143V142H83ZM106 143V142H105ZM133 143V141H132ZM135 143V142H134ZM174 143V142H173ZM176 143V142H175ZM188 143V142H187ZM194 143V142H192ZM214 143V142H213ZM217 144V146L219 145L218 143H220V141H216L215 142ZM223 143V142H222ZM240 143V142H239ZM237 143V144H239ZM21 144V143H20ZM86 144V143H85ZM110 144V143H109ZM137 144V143H136ZM171 144V143H170ZM180 144V141H179ZM211 144V142H210ZM215 144V145H216ZM28 145V144H27ZM59 145V144H58ZM66 145V144H65ZM83 145V144H81ZM162 145V144H161ZM169 145V144H167ZM177 145V144H176ZM185 145V142H184ZM188 145V144H187ZM196 145V144H195ZM205 145V143L203 144ZM209 145V144H208ZM226 145V144H224ZM241 145V144H239ZM6 146V145H5ZM16 146V145H14ZM22 146V145H20ZM26 146V145H25ZM24 146V147H25ZM30 146V145H29ZM40 146V145H39ZM80 146V145H79ZM92 146V145H91ZM96 146V145H95ZM143 146V145H142ZM198 146V145H197ZM196 146V147H197ZM202 146V145H201ZM237 146V145H236ZM46 147V146H45ZM50 147V146H49ZM87 147V146H86ZM89 147V146H88ZM102 147V146H101ZM167 147V146H166ZM175 147V146H174ZM199 147V146H198ZM197 147V148H198ZM220 147V146H219ZM224 147V146H222ZM258 147V146H257ZM5 148V147H4ZM34 148V147H33ZM47 148V147H46ZM51 148V147H50ZM113 148V147H112ZM115 148V146H114ZM165 148V147H164ZM180 147H178L179 149ZM201 148V147H200ZM205 148V147H204ZM204 148H201L204 151ZM213 148V147H212ZM221 148V147H220ZM229 148V147H228ZM225 147V149H228ZM233 148V147H232ZM241 148V147H239ZM251 148V147H249ZM31 148H28V150ZM35 149V148H34ZM64 149V148H63ZM81 149V148H78ZM101 149V148H100ZM115 149V150H116ZM126 149V148H125ZM129 150V148H127ZM188 149V148H187ZM199 149V148H198ZM200 149V151H201ZM207 150V148H205ZM211 149V148H210ZM238 148L236 147V151L238 153ZM243 149V148H242ZM242 149H240V151H242ZM257 149V148H256ZM260 149V148H259ZM264 149V148H263ZM27 150V149H25ZM46 150V149H45ZM92 150V149H91ZM94 150V149H93ZM109 150V149H108ZM146 150V148L144 149ZM173 151V149H171ZM181 150V149H180ZM209 150V149H208ZM213 150V149H212ZM219 150V149H218ZM249 150V149H248ZM1 151V150H0ZM18 151V149H17ZM40 151V150H39ZM56 152V150H54ZM68 151V150H67ZM89 151V150H88ZM114 151V149H113ZM126 151V150H125ZM156 151V150H155ZM178 151V150H177ZM211 151V150H210ZM222 151H224L222 149ZM233 151V149H232ZM231 149L229 151H226V153L222 156V160L223 163L226 165V168L228 172H224L223 174H219V172L217 174L219 175H224L223 178H219L221 179L222 183L225 181H229L232 183H236L238 185H240V187L242 186L244 190L243 192V197L242 200L240 199H236L234 198V200H231L230 203V207L231 210L229 211V216L231 215L232 217H237L235 218V226H236V230L238 231V233H249V236H251L248 240V242H246L248 245V247L250 246V244L255 241H257L259 244L260 242H262L261 240H263L262 245L264 244V195L262 196V193H264V182L257 183V182H253V181H249L248 178H245L244 175H242L243 173L238 170L239 168L237 167L236 162L240 161L237 160V158H234V156H239L241 155V153L234 155V152H232ZM235 151V152H236ZM247 151V150H246ZM253 151V150H252ZM261 151V149H260ZM24 152V151H23ZM48 152V151H46ZM51 152V151H50ZM92 152V151H91ZM111 152V150H110ZM136 152V151H135ZM176 152V151H175ZM181 152V151H180ZM208 151H206L207 153ZM215 152V151H214ZM218 152V151H217ZM225 152V151H224ZM245 152V151H244ZM249 152V151H248ZM246 152V153H248ZM42 153V152H41ZM137 153V152H136ZM152 153H154V151L152 152H147L146 154H141L137 153L138 157H139V161L138 163L141 165H145V164H150V160H152L153 158ZM204 154H206L205 152H203ZM220 153V152H219ZM250 153V152H249ZM252 153V152H251ZM5 154V153H4ZM8 154V153H7ZM17 154V153H16ZM32 154V153H30ZM76 154V153H75ZM84 154V153H83ZM118 154V153H117ZM127 154V153H126ZM135 154V153H134ZM132 154V155H134ZM156 154V153H155ZM154 154V157H155ZM201 154V153H199ZM198 154V155H199ZM236 154V153H235ZM9 155V154H8ZM18 155V154H17ZM29 155V154H27ZM33 155V154H32ZM30 155V157L32 156ZM49 155V154H48ZM62 155V154H61ZM129 155V154H128ZM247 155V154H246ZM258 155V154H257ZM47 156V154H46ZM121 158L125 157L124 155H120ZM194 156V154H193ZM192 156V157H193ZM210 156V152L208 154V157ZM218 156V155H217ZM221 156V155H220ZM255 156V155H254ZM253 156V157H254ZM11 158V156H9ZM7 157V159L9 158ZM26 157V156H25ZM33 157V156H32ZM36 158V156H34ZM41 158V156H39ZM136 157V158H138ZM170 157V156H169ZM214 157V155L212 156ZM21 158V157H20ZM28 158V157H27ZM157 158V157H156ZM194 158V157H193ZM34 159V158H32ZM77 159V158H76ZM86 159V158H85ZM84 159V160H85ZM89 159V158H88ZM87 159V160H88ZM120 159V158H118ZM134 159V157L132 158ZM131 159V160H132ZM175 159V158H174ZM191 159V157H190ZM212 159V158H211ZM237 161H236V160ZM249 159V158H248ZM36 160V159H34ZM90 160V159H89ZM155 159H153L154 161ZM176 160V159H175ZM188 160V159H187ZM194 160V159H193ZM198 160V159H197ZM197 160H195L196 162H198ZM213 160V159H212ZM215 160V158H214ZM213 160V161H214ZM250 160V159H249ZM261 160V159H260ZM75 161V160H74ZM73 161V162H74ZM130 161V160H129ZM158 161V159H157ZM194 161V162H195ZM209 161V160H208ZM219 161V160H218ZM263 161V160H262ZM32 162V161H31ZM34 162V161H33ZM42 162V161H41ZM48 162V161H47ZM60 162V161H59ZM127 162V161H126ZM125 162V163H126ZM131 162V161H130ZM160 162V161H159ZM212 162V161H210ZM241 162V161H240ZM22 163V162H21ZM38 163V162H37ZM67 163V162H66ZM84 163V162H83ZM110 163V162H109ZM135 163V162H134ZM137 163V164H138ZM155 163V161H154ZM165 163V162H164ZM170 163V162H169ZM201 163V161L199 162ZM203 163V162H202ZM219 163V162H218ZM221 163V162H220ZM238 163V162H237ZM262 163V162H261ZM31 164V163H30ZM40 164V163H39ZM38 164V165H39ZM54 164V163H53ZM71 164V162H70ZM86 164V163H85ZM118 164V163H117ZM116 164V165H117ZM168 164V163H167ZM191 164V163H190ZM196 164V163H195ZM246 164V163H245ZM255 164V163H254ZM14 165V164H13ZM157 168L153 171V173L151 175L147 176V180L146 183L148 185V183L150 185L146 186L150 189V191H157L160 194V198L158 200L159 204L162 206L163 211L166 212H170L171 209H174V211H176L175 213L170 212V214H172V219H168L165 216V222H162L160 224V226L156 229L158 230L153 231V233L148 234L146 236H144V234L142 235L140 232V234L137 235H133L131 232L135 231L134 229L132 230V225H136L135 223L138 221V219L134 218L133 219V215L131 212H129L128 210H126L124 207H121L120 203H119V199L123 198L125 196H112L113 201H115L113 204H109L108 208H106L107 210V216L108 217H103V216H92L90 215V213L88 211H86L84 209V204L80 201L75 202V208H76V214L73 216L71 214H69V212H66L65 209H63L61 211V214L57 215V212L54 211H50L47 210L45 211L44 209L34 206L31 202V200H26L24 197L27 195H24V190L25 188L23 187V184L21 183V179H20V174L17 173L14 176V180L15 182H20L21 183V188H17L14 189L12 191V195L14 197L15 200H17V202H19V206L21 207L20 211L15 215H17L16 219L11 223L10 225V229L8 228L7 231H5V233L0 236V264H24L22 258L20 257L26 247V243H31L33 241L34 238H40L42 240H44V242H46L47 244L50 243L52 244L53 242L57 243L58 242V235L57 233L51 229H53L54 227L57 228L58 231L60 232H64L65 236H64V240L66 242H73L74 237H76L78 234H76L74 231L75 226L77 224H82L86 222H95L96 224L100 223V222H106V219L108 221V219H110L112 216H114V213L117 214V218L115 219V223H114V217H112V221L111 224L109 225V228H105L104 227H100L97 230H85L82 231V234H80V239L82 240V247L83 248H93V253L91 254V257L89 256V261L91 262L92 260H96L98 261L97 264H103V258H105V256L108 255L107 251H109L111 249V252L113 254V258L114 255L117 256V254H123L124 252H122L119 249V246L121 245V241L124 243H127L129 246H127L128 248V252L127 254L131 257L132 259V264H157L155 262V258L157 255L160 256H164V259L166 258L167 262L171 263V264H214L213 261H211V258L209 256V252L212 250L210 249V245L209 243H206L207 246H205V240L204 242L201 241L200 239V235L198 234V232L192 231L189 227V225L193 224V217H190L192 219V221L186 225L184 224L185 222L183 221V223H181L179 221L178 218H180L181 216H187L186 214L181 215L182 212L178 213L179 211H177L176 208V204L178 203L179 207L181 206L180 210H183V205L182 203L188 199L184 198L182 200H179V196L177 197V200L174 201L175 205L174 207L171 206V201L169 200L171 198V195L169 192L171 189H177L178 191L180 190V194H184L186 195L187 192V187L186 184L181 181L184 177L181 176V174L177 173L175 168L173 166H166L163 163H159L156 164ZM176 165V164H174ZM243 165V164H242ZM250 165V164H249ZM256 165V164H255ZM261 165V164H260ZM263 165V163H262ZM19 166V164H18ZM88 166V165H87ZM111 166V164H110ZM125 166V164H124ZM189 166V164H188ZM217 166V165H216ZM214 166V167H216ZM224 166V165H223ZM245 166V165H244ZM8 167V166H7ZM15 167V166H14ZM27 167V166H26ZM93 167V166H92ZM103 167V166H102ZM118 167V166H117ZM120 167V166H119ZM122 167V166H121ZM128 167V166H127ZM187 167V166H186ZM197 167V166H196ZM249 167V166H247ZM245 167V168H247ZM256 167V166H255ZM264 167V165H263ZM262 167V169H263ZM125 168V167H124ZM132 168V167H131ZM184 168V167H183ZM26 169V168H25ZM221 169V168H220ZM16 170V169H15ZM35 170V169H34ZM42 170V169H41ZM48 170V169H47ZM70 170V169H69ZM68 170V171H69ZM130 170V169H129ZM144 170V169H143ZM151 170V169H150ZM195 170V169H194ZM198 171V169H196ZM214 170V169H212ZM218 170V169H217ZM256 171V169H254ZM259 170V169H258ZM58 171V170H57ZM56 171V172H57ZM77 172L79 170H76ZM110 171V170H109ZM124 171V170H122ZM132 171V170H131ZM200 171V170H199ZM253 171V170H252ZM264 171V169L262 170ZM19 172V171H18ZM32 172V171H29ZM34 172V171H33ZM52 172V171H51ZM59 172V171H58ZM76 172V173H77ZM93 172V171H92ZM128 172V171H127ZM144 172V171H143ZM192 172V171H191ZM211 172V171H210ZM209 172V173H210ZM254 172V171H253ZM261 172V170H260ZM259 172V173H260ZM22 173V172H21ZM115 173V172H114ZM120 173V172H119ZM124 173V172H123ZM195 173V172H194ZM202 173V172H201ZM212 173V172H211ZM210 173V174H211ZM249 173V172H248ZM255 173V172H254ZM258 173V171H257ZM258 173V174H259ZM39 174V173H38ZM95 174V173H94ZM127 174V173H126ZM125 173L123 175H126ZM143 174V173H142ZM146 174V173H145ZM262 174V173H261ZM122 175V176H123ZM130 175V174H129ZM183 175V174H182ZM198 175V173L196 174ZM206 175V174H205ZM208 175V173H207ZM213 175V173H212ZM212 175H210L209 178L212 177ZM215 175V174H214ZM217 175V176H219ZM39 176V175H38ZM46 176V175H45ZM73 176V175H71ZM187 176V175H186ZM191 176V175H190ZM257 176V174L255 175V177ZM1 177V176H0ZM8 177V176H7ZM33 177V175H32ZM189 177V176H188ZM193 177V175L191 176ZM205 177V176H204ZM215 177V176H213ZM262 177V176H261ZM28 179V177H26ZM36 178V176H35ZM46 178V177H45ZM74 178V179H73ZM72 179L70 178V183H73V186L76 187L77 183L75 181V177H73ZM100 178V177H99ZM206 178V177H205ZM264 178V176H263ZM30 179V178H29ZM189 179V178H188ZM200 179V178H199ZM202 179V178H201ZM208 179V176H207ZM217 179V178H215ZM258 179V178H257ZM256 179V180H257ZM36 181V179H34ZM44 180V179H43ZM123 180V179H122ZM134 180V179H133ZM197 180L196 182H198V178L194 179ZM193 180V181H194ZM204 180V178H203ZM209 180V179H208ZM212 180V179H211ZM211 180L209 182H211ZM263 180V179H262ZM32 181V180H31ZM75 181V182H74ZM145 181V180H144ZM201 181V180H200ZM199 181V182H200ZM207 181V180H206ZM264 181V180H263ZM191 182V181H190ZM213 182V181H212ZM30 183V182H29ZM32 183V182H31ZM38 183V182H37ZM58 183V181H57ZM116 184V182H114ZM120 183V181H119ZM170 183L172 186H170L171 188H169V184ZM192 183V184H191ZM190 187L194 188L193 182H191ZM206 183V182H205ZM231 183V185H232ZM118 184V183H117ZM168 184V185H167ZM197 184V183H196ZM207 184V183H206ZM210 184V183H209ZM213 184V183H212ZM227 184V183H226ZM13 185V184H12ZM140 184H137V186ZM189 185V184H187ZM230 185V184H229ZM237 185V186H238ZM48 186V185H47ZM117 186V185H116ZM212 186V185H210ZM209 186V188H210ZM33 187V186H32ZM143 185L138 186V188H140L139 190L142 191V194H144L145 192L147 193V190L144 189ZM177 187V188H176ZM202 188L201 185L199 184V186L197 188ZM54 188V187H53ZM111 188V187H110ZM196 188V187H195ZM223 188V187H222ZM226 188V186H225ZM230 188V186H229ZM107 189V188H106ZM118 189V188H117ZM135 189V187H134ZM143 189V190H142ZM206 189V188H205ZM239 189V188H238ZM27 190V189H26ZM49 190V189H48ZM137 190V188H136ZM186 190V192H185ZM192 190V189H191ZM197 190V189H196ZM235 190V189H234ZM92 191V190H91ZM126 191V190H125ZM184 191V193H182ZM195 191V190H194ZM207 190L204 191V193ZM210 191V189H209ZM237 192V190H235ZM240 191V192H241ZM56 192V191H55ZM122 192V191H121ZM144 192V193H143ZM173 192V191H172ZM175 192V191H174ZM189 192V191H188ZM230 192V191H229ZM83 193V192H82ZM120 193V192H119ZM198 193H202V191H198ZM207 193V192H206ZM209 193V192H208ZM42 194V193H41ZM40 194V196H41ZM46 194V193H45ZM51 194V193H50ZM238 194V193H237ZM39 195V194H38ZM112 195V194H111ZM137 195V194H136ZM151 195V193H150ZM176 195V194H175ZM199 195V194H196ZM203 196V198H205L206 194H201ZM205 195V196H204ZM236 195V194H235ZM97 196V195H96ZM174 196V195H172ZM182 196V195H181ZM233 196V195H232ZM30 197V196H29ZM32 197V196H31ZM34 196L33 198L35 199ZM137 197V196H134ZM156 198H158V196H155ZM154 197V198H155ZM190 197V196H189ZM188 197V198H189ZM191 197H195V195H192ZM190 197V198H191ZM209 197V196H208ZM238 197V196H237ZM138 198V197H137ZM200 198V197H198ZM203 198H201L203 200ZM208 199V198H206ZM223 199V198H221ZM36 200V199H35ZM60 200V199H59ZM174 200V199H173ZM184 200V201H183ZM196 201L198 200L197 197L195 199ZM200 200V199H199ZM229 200V199H228ZM3 201V199H2ZM5 201V200H4ZM9 201V200H8ZM14 201V200H11ZM121 201V199H120ZM194 203V200H192ZM204 201V200H203ZM224 201V200H223ZM16 202V201H15ZM65 202V200L63 201V203ZM123 202V200H122ZM148 202V201H147ZM155 202V201H154ZM198 202V201H197ZM220 203H217L218 206L219 204L223 205L220 201ZM225 202V201H224ZM1 203V202H0ZM5 203V202H4ZM9 204V202H6V204ZM144 203V202H143ZM199 203H202L201 200L199 201ZM207 203V202H206ZM205 203V204H206ZM3 203H1L2 205ZM17 204V203H16ZM36 205V203H34ZM39 204V203H38ZM137 204V203H134ZM188 205V203H186ZM210 204V202H209ZM11 205V204H10ZM9 205V206H10ZM159 205V206H160ZM204 205V204H203ZM6 206V205H5ZM16 206V205H15ZM124 206V205H123ZM126 206V205H125ZM186 206V205H185ZM190 205H188V207L186 206L185 208H189ZM217 206V205H215ZM214 206V208H215ZM224 206V205H223ZM226 206V205H225ZM128 207V206H127ZM131 207V205H130ZM141 207V206H140ZM158 207V206H156ZM196 207V206H195ZM193 206V209L195 208ZM205 207V205H204ZM204 207L201 209L200 212H198L196 214L197 216L199 215L201 217V220L207 215H210L212 212H210V210L206 211L204 209ZM210 207V206H208ZM6 207L3 208V210ZM45 208V207H44ZM73 208V207H72ZM93 208V207H92ZM153 208V207H152ZM176 208V209H175ZM201 208V207H200ZM206 208V207H205ZM224 208V207H223ZM9 209V208H8ZM191 209V208H190ZM195 209H198V207H196ZM210 209V208H209ZM221 209V207H220ZM150 210V209H149ZM185 210V209H184ZM189 210V209H187ZM192 210V209H191ZM212 210V209H211ZM216 210V209H215ZM224 210V209H223ZM136 211V210H135ZM213 211V210H212ZM226 211V210H225ZM187 211L185 210V212L183 211V213H186ZM193 212V211H192ZM192 212H190L192 214ZM215 212V211H214ZM220 212V211H219ZM227 212V211H226ZM155 213V212H154ZM196 213V211H195ZM223 212H221L222 214ZM242 214V215H239ZM162 214V213H161ZM169 214V213H168ZM169 214V215H170ZM227 214V213H226ZM225 214V215H226ZM132 215V217H131ZM151 215V214H150ZM149 215V216H150ZM158 215H160L158 213ZM157 215V216H158ZM190 215V214H189ZM219 214L218 213H213L212 216H214L215 218H218ZM224 215V214H223ZM222 215V216H223ZM230 216V218H232ZM189 217V216H188ZM2 219V218H1ZM143 219V218H142ZM174 219V220H173ZM189 219V218H188ZM197 219V218H196ZM206 219V218H205ZM13 220V219H12ZM183 220V219H182ZM187 220V219H185ZM216 220V219H215ZM221 220V219H219ZM158 221V220H157ZM207 220H204V222ZM218 221V219H217ZM187 222V221H186ZM196 222V221H195ZM194 222V223H195ZM200 221H198L199 223ZM202 222V221H201ZM108 224L110 223L109 221L107 222ZM159 223V222H158ZM192 223V224H191ZM203 227H201V229L203 228L204 230L207 228H204L205 223ZM202 224L199 226H202ZM230 224V223H229ZM87 225V224H86ZM198 225V224H196ZM9 226V225H8ZM93 226V225H92ZM198 226V227H199ZM148 227V226H147ZM194 227V225L192 226ZM197 227V226H196ZM206 227H208L206 225ZM6 228V227H5ZM139 228V227H138ZM142 229V227H140ZM78 229V228H77ZM231 229H233V227H231ZM5 230V229H4ZM46 230V231H44ZM131 230V232H130ZM140 230V229H139ZM138 230V231H139ZM199 230V229H198ZM143 231V230H142ZM200 231V230H199ZM210 231V230H209ZM232 231V230H231ZM235 231V230H234ZM118 233L119 235V240L116 241L115 243V249H114V241L113 240V235L114 233ZM205 233V232H204ZM235 233V232H234ZM205 235V234H204ZM248 235V234H247ZM203 236V234H202ZM208 236H210L208 234ZM207 237V236H205ZM212 237V236H211ZM233 237V236H232ZM238 237H240L238 235ZM94 239H98L99 242L97 244H94ZM247 239V238H246ZM111 241H113V245H111ZM66 242H63L66 243ZM96 242V241H95ZM62 243V242H60ZM251 244L254 245V244ZM113 246V247H111ZM250 246V247H251ZM254 247V246H253ZM252 247V248H253ZM264 247V246H263ZM244 249V247H243ZM49 250V249H48ZM249 250V249H248ZM251 250V249H250ZM68 251V250H66ZM243 251V250H242ZM246 251V250H245ZM252 251V250H251ZM244 252V251H243ZM216 253V252H215ZM245 253V252H244ZM65 254V253H64ZM213 254V253H212ZM43 255V253L41 254ZM214 256V255H213ZM47 257V256H46ZM51 257V256H50ZM108 257V256H107ZM107 260V259H106ZM105 260V261H106ZM95 261V262H96ZM157 261V260H156ZM89 262V263H90ZM121 262V261H120ZM229 262V260H224V263H220V264H227ZM119 263V262H118ZM165 263V262H164ZM219 263V262H218ZM230 263H234V262H230ZM41 264V263H40ZM93 264V263H91ZM117 264V263H116ZM216 264V263H215ZM229 264V263H228Z\"/></svg>",
	"mask_w": 264,
	"mask_h": 264
}]
</instances>
